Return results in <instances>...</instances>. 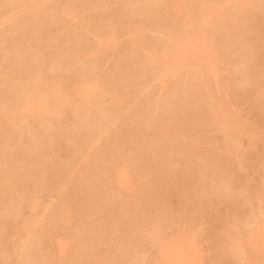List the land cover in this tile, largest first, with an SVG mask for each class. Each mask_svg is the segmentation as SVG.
Listing matches in <instances>:
<instances>
[{
  "label": "rangeland",
  "instance_id": "obj_1",
  "mask_svg": "<svg viewBox=\"0 0 264 264\" xmlns=\"http://www.w3.org/2000/svg\"><path fill=\"white\" fill-rule=\"evenodd\" d=\"M20 1H22V2H20ZM73 1L76 2V0H73ZM73 1L72 0H24V1L23 0H0V91H1L0 95L2 94V96H0V112H1L0 113V264H75V263L77 264V262L80 258L82 260H80L79 263L81 262V264H82V261H83L84 262L83 264H91V263H86L84 261V259L86 257L82 256V255H87L86 250L88 251L89 249H92L90 252L93 254H96V252L94 253L92 251H98V253L96 255H97V257L101 258V261H103V259L106 260L108 258L106 261H103V263H101V264H109V262H111L110 257L111 256L113 257L112 253L113 252L116 253L117 251H115V249L116 248L118 249V247H119V246L116 247V244L120 245V242H122V239H123V241H126V240H128V238H130L133 235H135V236H133V238L131 237L132 239L127 241V242H129V241L131 242V240H132V243H130V242L129 243H130V246H132V245L133 246L129 247L128 246L129 244L127 243L128 244L127 246L129 247V250L127 253H129V255L127 253H125V255H127V257L124 255L125 259L123 260V262H126V263H123V264H159L162 257H163V259H165L164 258L165 254L167 255V256H165L166 259L167 258L169 259V256L171 257V255H172L171 258H173L172 259L173 262L176 261V263H173V264H264V168H263L264 164H262L264 162L263 161L264 159H262V158H264V51L260 50L261 53L258 51L254 52V53H250L252 51L249 52L248 50H251L252 47H250L248 45V43H249L248 40L249 39L251 40V37H253V36L250 35L251 37H249V34L247 35V34L243 33V31L240 30V27L236 28L237 29V31H236L235 28H233V25H231V27L233 29V30L231 29V33H233L235 35V37H233V39H232V36L229 35V37L231 36V38H229V37L227 38L228 35H226V39H228V40H225V41L228 42V43L226 42L228 46H226V45H225L226 47L223 46V47H225V48H223V51H224V49L226 50V52H225L226 54L224 53L225 57H222L223 53H222V56L220 55L221 52H223L220 50L218 53L220 55V57H218L217 56L218 54H217L216 55L217 58H215V60H216L215 64L217 67L215 66L214 72H217V71L218 72L213 73L214 76L221 79L222 82H225L224 86H226L227 88L226 87H223V88L228 89L227 90L228 95L229 94L230 95L227 96V92H223L222 89H219V91H218V87L221 86V85L217 86V84H219V83H217V81L219 80L218 78L213 76L211 78V80L214 82L210 83L212 86L211 89L215 90V91L213 90V92L211 93V96H212V94H214V92H215V94L221 93V90H222V93H225V94H221V95H223V97H225L224 95H226L227 97L231 98L232 101L234 99H236L233 101V103L230 102L231 100L229 101L230 103H232L234 105V107H232L233 105L229 103L228 105L229 106L232 105V106H230L227 109V111L224 112V109H222L224 114L225 115L227 114V117H225V115L222 116L223 112L221 114L219 113V112H221L220 108H222V106H220V108L218 106L215 107V108H217L215 111H218V109H219V112H217L213 116V114L210 113V111H211L212 107L214 109V106H213L214 104H212L211 106H206L207 108L211 107L210 110H207V109L205 110V111L209 112V114L201 108H200L199 114H198V112H195V108L193 110V108L191 106V109L193 110V116H190L192 113L191 112L192 110L191 109L188 110L187 105L188 104L190 105L193 103V101H191V100H193L192 99L193 97L191 94H189V93L187 94V92H184L185 89L188 90L187 87L189 86V84L186 88L184 87L185 89L183 91H182L183 84L181 85V87H180V85H178L180 88H182L181 90H179V91H181L180 92L181 96L180 95L177 96L179 94V92L177 93V91L175 92V93H177V95H175L174 89H176V87H178V86H176L177 84L175 83L174 80H176L177 83L179 80H177L175 78L173 81H171V80L173 79V77L179 78L178 76H180V77L183 76L182 78H184L185 73H187L186 71H188L186 69L187 67L189 69V67H191V65H192V67L190 69L191 70H192V68L194 69V63L193 62L195 60L191 61V65H190V63H187L189 65H187L186 63L183 64V67L185 65H186V67L185 68L182 67L183 70H182V68H180L179 71H180L181 75H179L177 73L178 76L177 75L176 76L171 75L172 76L171 77L168 74L167 75L162 74V76L160 74L156 75L155 71H154V74H155V77H154V75H150L151 73H153L152 70H151V72H150V70H149V72L146 71L147 73L143 72L144 77H145L144 81L145 80H147V81H145V83H143L140 80V82H142V83H139L138 85H137V82H139V81L135 82L136 84L134 86L140 85V88L138 87L139 90H137V91H136L137 87L136 88L134 87L135 88V90L133 89L134 91H132L130 88H128V90H131V92H133V93L136 91L137 92L136 95L138 97H139V95L141 98L143 96H145V97H143V99L145 98V100L140 99V100H142V102L139 103V101H140L139 99H138V101L136 99H134V100H132V102L131 101L128 102V103L131 102L130 104H127L128 98L126 100L124 99L125 100L124 101L122 98V94L120 93L121 88H122V84H121L122 82L120 83V86L118 87L119 88L118 94L114 92V91H118L117 90L118 88H115V86L117 87L118 84L115 83L117 85L114 84V86L112 85L113 83L111 84V79L114 80L116 78V75L119 76L118 68L117 67H116V69L114 68L115 67L114 63H117L115 61L120 60L122 58V56H124L125 54H126L125 56L127 57V55H128L127 53L129 51V49L132 48L133 46H134L133 49L135 48L134 50H135V53L137 54V56L139 54H140V56H142V55L148 56L149 52H151L153 49H146V47H144L145 43L144 44L142 43V41H144L142 36L144 37V35L147 39L149 38L148 41L150 39H154V40H156L157 43L161 42L162 44H163V42H166V40H164V39H168V38L174 39L173 38L174 36L170 35L171 37H169L167 34V37H168L167 38V37H164V34H166V33L163 34L160 31L159 32L156 31V28H159V27L155 28L156 23L154 24L155 25L154 27H151V25L149 26L148 21H150L151 19H148V18H151L152 16L157 17L159 15V13H160L159 16H164V15L168 16L167 13L171 15V13H172L171 11L172 10L175 11V9H173V6H174V8L176 6L178 9L183 8V7L186 8V6H187L186 3H188V2L192 3L193 1L195 2V0H187L188 2L186 0H184V1L179 0L182 2L181 5H183V6H180V8L178 6L179 1H177V0H173L175 3L177 2L176 4L171 0H169V2L171 1L170 4H169V2H167L168 0H166V2L164 0H162V1H164L163 3L161 0H159V2L156 1L158 3H160V2L162 3V4L160 3L159 7H158V5L155 6V4H158V3H155V1L152 2L153 0L150 2H149V0H138V1H135V0H101L100 3H99L100 0H96L97 2L95 0H81V1L78 0V3L80 2L79 5L81 4V7L79 5H76V6H79L81 9H84V11H85V8L88 10V11L86 10V12H84L83 15L80 11V8L77 9V11L75 12V10L73 9V6H72ZM89 1L91 4L89 3ZM91 1L92 2L95 1L94 6L95 5L101 6V5H97V4H101V3L102 4L104 3V4L101 7L95 8ZM185 1H186V3H184ZM219 1H220V3H218V4H220V6H221L220 7L218 5L219 6L218 9L220 10L219 12L222 11L223 12L222 14H224L225 12L229 13L230 16L233 14L232 11L234 9L235 10L237 9L236 4L240 2V1L237 2L238 0H219ZM253 1L255 3L258 2V4L260 6L256 5L257 7L256 6H254V8L250 7L251 3H254ZM136 2L138 3L137 5H141V6L143 5V8L141 6H139V7H141L140 10L149 8L146 5L149 2L150 3L149 5L151 7H154V8L158 7L159 8L158 12L154 11V8H152L153 9L152 11H154V12H156V14L157 13L158 14L156 15L153 12L155 15L154 14L152 15V13H150V15H152V16L149 17L150 15L148 16L147 15L148 13L146 14V12H147L146 11L144 13L145 17L147 16L146 18L148 19L147 20L145 18L147 20L146 24L144 23L145 19H142V17H144L143 14H142V16H136V15H133L134 17H132V15L130 16L129 13L132 12L133 10L129 11L128 8L130 7L132 9V7L127 6V5H131L129 3H134L136 5ZM22 3H25V5ZM166 3L169 7H171V4L174 3V5L171 7L172 10L170 11V13H169L170 8L168 10V6L165 7ZM190 3H189V5H190ZM242 3H244V2L241 0V3H239V5ZM246 3L247 4L249 3L248 6L249 5L250 6L248 7L249 9L247 7H246L247 8L246 9L245 5H244L243 12H244V10H248L247 12L250 13L249 10L255 9V7L258 9V7H260L258 9V11H256V12H259V13L261 12L260 14L263 15V13H264V0H248V2L246 1ZM255 3H254V5H255ZM19 4L20 5L22 4L21 6H23V7H21ZM85 4H87V5H85ZM89 4L91 5L90 6L91 7L90 12H89V8H88ZM152 4L154 6H152ZM198 4H200V3L198 2ZM144 5H146V8ZM179 5H180V3H179ZM191 5H193V3ZM206 5H207V2H206ZM240 6H238V7H240ZM83 7H85V8H83ZM102 7H104L105 9H103ZM122 7H124V8H122ZM191 7H193V6H191ZM99 8H100V10H99ZM101 8L104 10L103 12L101 11L102 10ZM133 8H135L134 5H133ZM158 8H156L155 10H157ZM27 9L30 11L27 12ZM70 9L71 10L73 9V10L71 11ZM126 9H128V12L126 11ZM160 9H161V12L163 14L164 13H166V14L163 15L161 12H159ZM163 9H165V11H167V12L162 11ZM178 9H177V11L179 12ZM183 9L180 12V14L178 13L179 15H181L183 11L185 12V9L184 10ZM193 9L195 11L196 8L194 7ZM193 9H189V10H193ZM147 10H149V9H147ZM69 11H71V13ZM78 11H80V12H78ZM100 11H101V13H100ZM119 11H120V13H119ZM174 11H173V13H175ZM23 12H25V13H23ZM72 12H73V14H72ZM195 12H194V14H195ZM103 13H104V15H103ZM23 14L25 17L21 16ZM79 14H80L82 19L79 16H77ZM88 14H90V15H88ZM98 14H100V15L98 16ZM101 14L103 16H107L108 18L111 17L112 21H113L112 17L116 16V20H117V18H119V16H120L121 19L119 18L117 23L119 22L118 24H120V26H122V27H120L119 30L117 28V27H119L118 24H117L118 25L117 27H115L116 25H112L113 22H115V24H116L115 18H114L113 22H109L111 24H108L109 26L112 25L113 29L117 28V30L116 29L113 30V32L115 31L113 34L114 36L111 35V33L109 32V30H110L109 28L111 26L109 27L107 25L108 22L106 21V19H108V18L105 17L102 20L103 16H101ZM111 14H112V16H111ZM128 14L132 19L130 17H128ZM136 14H138V13H136ZM139 14H140V12H139ZM175 14H177V13H175ZM84 15H87L86 16L87 18H85ZM122 15H123V17H122ZM185 15L187 17V14H185ZM245 15H248V14H245ZM90 16H92L91 17L92 20H90V18H89ZM96 16L97 17L101 16V18H100L101 20L99 18H97ZM22 17L24 19H22ZM93 17H94L95 21L100 20V21H98L99 25H100V32L97 30L96 31L94 30L96 32L95 33L93 31V29L90 30L91 27L88 28L89 27V25H88L89 21L90 22L93 21ZM137 17L141 20H139ZM153 17H152V19H153ZM179 17L182 19L181 16H178L177 20L180 19ZM186 17L183 18L184 19L183 21H185ZM223 17L224 16L222 15L221 18H223ZM246 17L249 18V16H246ZM88 18H89V20H88ZM127 18H129V19H127ZM155 18H154V20H156ZM221 18L219 16V19L221 20L220 22H223L224 20L222 21ZM242 18H244V17H242ZM83 19H85L86 21ZM158 19H159V17H158ZM216 19H218V18H216ZM226 19H228V18H225V20ZM108 21H110V19H108ZM127 21H129V22H127ZM152 21H150V23H152ZM215 21H217V20H215ZM85 22H87L88 24L86 25ZM138 22H140V23H138ZM217 22H219V20ZM217 22H215V23H217ZM100 23H102V24H100ZM181 23H182V21H181ZM141 24L143 25V27L139 31L140 32L142 31V34L139 31H137V29L140 28L139 25L142 26ZM144 24L147 26H144ZM175 24L177 25V27L179 26L177 23H175ZM230 24H231V22H230ZM101 25H102V27H103V25H105L104 27H106V25H107L106 28H108V29L104 30V32H106V33H103V29L101 28ZM160 27H161V25H160ZM185 27L188 28L187 26H185ZM163 28L164 27L159 28V29H163ZM175 28H173V30ZM192 28L189 27L190 30H197L198 29V28L197 29H195V28L192 29ZM67 29H69V30L66 31ZM135 29H136V31H135ZM190 30H188V31L190 32ZM205 30H206V28H204V33L206 31H208V30H206V31ZM239 30H240V32H239ZM234 31L237 34L239 32L240 35L238 34V36H240V37H238ZM66 32H68V33H66ZM191 32L193 34V31H191ZM197 32L194 31V34ZM259 32L260 31H258L257 33H259ZM261 32H260V35L262 34L264 36V34ZM69 33H72V34H69ZM137 33L139 36L137 35ZM204 33L201 34L199 32V34L204 36V37L201 36L204 39H202L200 37V35H198V34H195L194 36L196 37V35H198L197 38L200 37L202 39V41L204 42V40H206L210 37L211 32H208L209 34L206 32L209 36H206V33L204 35ZM242 33L244 35H246V36H244V38H243ZM101 34H102V36H103V34H105V35L108 34L107 35L108 37L110 35H111V37L113 36L114 38L113 37L112 38L110 37V38L112 40L117 39V40H115V41H117L116 44H113V45L109 44L108 46H106V48L108 47L107 48L108 50L106 49V51H105L104 47H102L103 49L100 48L97 45H98V38H99L98 36H101ZM162 34H163V38L161 37ZM214 34H215V32H214ZM214 34H213V36H214ZM250 34H253V33H250ZM140 35H141V39H142V40H140L141 44L138 42L139 41L138 37H140ZM255 35H258V34H254V36ZM262 35H261V37H259V36H257V37L263 39ZM247 36L249 37L248 40H247ZM104 37H106V36H104ZM211 37H212V35H211ZM211 37H210V39H211ZM216 37H218V36L216 35ZM257 37H255V38L257 39ZM105 39H108V38L106 37ZM213 39L218 40L217 38H213ZM229 39H232V40H229ZM67 40H69V43L74 42V40H80V42H79L80 45L86 44V42H87V46L89 48L91 47L92 50H91V48L90 49L89 48L84 49L85 48V45H84V48L83 49L81 48L82 50L78 51L77 50L78 47H76L74 45L73 50L76 47V49H75L76 51H74V53H72V51H71L72 47H71V49H69V47L66 44L68 42ZM198 40H200V39H198ZM81 41H82V43H81ZM174 41L176 42V41H178V39L173 40V42ZM209 41L206 40V42H204V43L207 44L208 46L210 44L211 48H209V47H207V48H208V50L210 49L209 51H211L212 48L216 44L215 45L213 44L214 45L213 46L211 44V42H209ZM257 41H259V40H257ZM154 42H153V44H154ZM156 42H155V44H156ZM261 42L264 43V40ZM235 43H237V44H235ZM262 43H261V46H262V48H264V44H262ZM149 44H150V42H149ZM162 44L155 45L156 47L157 46L161 47V49H160V47L157 48V50L159 52L163 51L162 47L164 48L166 46V45L161 46ZM229 44H231V45H229ZM251 44H252V42H251ZM69 45L71 46V44H69ZM115 45L117 47H115ZM151 45H152V43H151ZM168 45L171 46V44H168ZM145 46H146V44H145ZM231 46H232V48L233 47L234 48L233 49L231 48V50H230ZM240 46L243 47L242 49H244L246 52L248 51L249 54H252L251 55L252 57L253 56H254V58L257 57L256 59L260 60V61H258L256 59L251 60V56L248 55V57L250 59L247 61L251 60L252 61L251 63H253V61L255 60L257 62V63L255 62V64H254L255 67L252 64L251 66L253 68H251L250 65L248 64V62L246 60L244 61L243 52L241 54L238 51V50H240V49H238ZM120 47L122 48V50ZM247 47H249V48L247 49ZM96 48L98 49V52H95V51H97ZM116 48L117 49L119 48L121 51L119 52V50H117ZM182 48L185 51L184 46H182ZM182 48L180 50H181V52L184 53ZM215 48H213V50ZM68 49H69V51H68ZM99 49H100L101 53L99 52ZM114 49H116V50H114ZM166 49H165V51H166ZM64 50L67 53H65ZM86 50L87 51L89 50V51L87 53H85ZM103 50L105 51L104 54H102ZM233 50H235V51H233ZM255 50L256 49H254V51ZM123 51L125 53L124 55H123ZM176 51H178V48H176ZM186 51H188V50H186ZM240 51H243V50H240ZM82 52H84V53H82ZM92 52L94 53V55H96L95 58H94V55ZM181 52H179V53H181ZM98 53H99V55L101 54L102 56L99 57V55H97ZM154 53H155L154 51L152 54L150 53L151 56L157 55L156 53L155 54ZM238 53H240L239 55L243 56V57L241 56V58H243V60H240L241 58L239 55H237ZM65 54L66 55L69 54V55H67L68 57ZM205 54H206V52H205ZM227 54L229 55L228 57L226 56ZM246 54H248V53H246ZM246 54H245V56H246ZM253 54H255V55H253ZM118 55L120 58L118 57V59H117ZM132 55L135 56L134 53ZM258 55H259V58H258ZM140 56L136 57V59L133 58V60L130 59V61L132 60V62L129 63L130 65L128 64V61H127L128 57H127V60H126L127 63L125 64L126 68L124 67V71H125V69H127L126 73L128 72L126 75H129V76L132 75L135 77L136 70L138 71V69L140 67L144 68L145 70H148V68L153 66V65H151L152 63L150 64L147 62H142L144 60L142 58H144V57L143 56L140 57ZM70 57H72V58H70ZM205 57L208 58V56H206V55H205ZM237 57H239V58H237ZM96 58L97 59L101 58V59H99L100 63L97 62ZM219 58H221L223 60H224V58H227V59L225 60L226 61L225 62L223 60H220ZM139 59H142V60L139 62L138 61ZM217 59H219V63L221 62L224 64L220 63V65H219ZM113 60H115V61H113ZM136 60L138 62H135ZM67 61H70V62L67 63ZM213 61L214 60H212V62ZM242 61L247 62V65L245 63H243V64H245V66L249 65V67L246 68L242 64ZM134 62H135V65L138 63L139 64L136 65V67L134 66V68H133ZM27 63H29V64H27ZM91 63H93V64H91ZM95 63H99V64L96 65ZM145 63H147V65ZM110 64L111 65L114 64V66H111ZM217 64L219 65L220 70H219V67ZM22 65H25L24 67L25 68L28 67V68L25 69ZM87 65L90 67V71L92 73H94L93 75L90 74V71H87L89 69L85 70V68H89V67H87ZM109 66L113 67L116 70V72ZM243 66L245 68H243ZM81 67L83 69H81ZM91 67H92V69H91ZM196 67H195V70H196ZM153 68H154V66H153ZM156 68L157 67L155 66V68L153 70H155ZM216 68H218V69H216ZM241 68H243V70ZM254 68H256V70ZM108 69L109 70L112 69L111 71L114 74L115 73H117V74H115V75L113 73H112L113 75L111 73L108 74L109 73ZM140 70H141V68H140ZM244 70H246V71H244ZM252 70H254L255 73L252 72ZM181 71H184V72H181ZM248 71L252 72L255 75H253L252 73H249ZM190 72H192V71H190ZM139 73H140V71L137 74H139ZM182 73H184V75ZM88 74H90V76ZM106 74L109 75L108 76L109 78L107 77ZM147 74H149L150 76ZM6 75L12 76L13 81L11 79H8L9 77L7 76L8 77L7 78ZM66 75H68V76H66ZM83 75H86L87 77L86 76L84 77ZM95 75H97V76L99 75L98 78L99 77L101 78V79L99 78V81L102 80V82H103V80H105V78H107L106 80L108 82L106 84H108V85L104 84V87L106 85L108 88L107 87H106L107 89L102 88V89L107 90L106 92H105V90H102L101 88L96 89L97 92H100L98 94L99 99H97V101H96V99L95 100L92 99V100H93L94 105L97 102L96 107H98V108H96V107L91 108V106L88 104L90 102L89 101L90 99L89 100L86 99L89 102H86L85 99H83V97H82L83 100L80 99V96H78L79 94L77 92H80L79 89H81L83 87L81 85H84V83L88 84L92 80L96 79V78H93V79L91 78L92 80H90V81L88 79L91 76L93 77ZM105 75H106V77H105ZM158 75H160L161 77H158ZM248 75H250V76H248ZM101 76H103V77H101ZM129 76H127V78H129ZM148 76H149V78H147ZM83 77H84V79H83ZM251 77L252 78L254 77L253 78L255 80L254 83H253L254 80ZM14 78H16L17 81ZM57 78L60 80H58ZM81 78L83 80H85V82L83 80L79 81V80H81ZM5 79H7L6 81H8V82H6ZM76 79L79 81L78 83L82 82L81 84H79L81 87L79 85H77L78 87H80L79 89H77V92H76V88H78V87H76V84H78V83H76ZM86 79H88L87 81H89V82L86 83ZM216 79H218V80L216 81ZM109 80H110V82H109ZM137 80H138V78H137ZM10 81H11V83H10ZM65 81H67L68 83L70 81H74V83L72 82V84H71V82H70L69 83L70 85H69ZM182 81H183V79H181L180 82H182ZM221 81H220V83H221ZM57 82H58V84L56 85V88H58V90L55 88V84ZM61 82H64V84H62ZM215 82H216V84H215ZM7 83H9V85ZM59 83H61V86H59ZM173 83L175 84L176 87L173 85ZM187 83H189V82H187ZM65 84L67 85V87ZM99 84L96 83L97 86ZM141 84H144V85H141ZM221 84H223V83H221ZM62 85H63V87H62ZM96 85H95V87H96ZM171 85L174 86L172 93L170 92V90L172 89ZM68 86H70V87H68ZM192 86H194V85H192ZM222 86L220 88H222ZM60 87H62V90L64 93L63 95L65 98H67V100L65 98L62 99L63 96L61 97V95H62L60 93L61 90L59 91ZM100 87H103V84H101ZM190 87L191 86H189V88ZM230 87H232L235 90H233ZM54 88H55V91L57 90L56 92L54 91ZM64 88L66 90H68L69 92L66 91ZM73 88L75 89V92H72L74 90ZM112 89H113V91H112ZM190 89H192V88H190ZM211 89H210V91H211ZM226 89H225V91H226ZM98 90H100V91H98ZM167 90H169L170 94H172L173 97H175V96L176 97L173 99L172 96L169 94V92H167ZM187 90H185V91H187ZM58 91H59L58 95H60V97L57 95ZM109 91L111 93L112 92H114V93H112V95L106 94ZM18 92H20V93L18 94ZM128 92L131 93L130 91H128ZM189 92H191V90ZM27 93L30 95H28ZM76 93L78 94L77 96H75ZM138 93H139V95H138ZM167 93H168V95H167ZM184 93H186L188 95V97ZM7 94L10 95L11 99L9 96H7ZM54 94H56L55 97H54ZM100 94H102L104 97L102 98V95H100ZM113 94H115V95L117 94L118 98H120V99L118 100V102L115 103V105H114L115 108L113 107L114 108L113 110H115V112H116V116L118 114L117 119L115 121L117 124L112 120L114 122L113 126H115V127L118 126L117 128L114 127L115 128L114 132H115L116 136L114 137V133L112 132L113 134H111V136H113V137H110L109 136L110 135L109 132H111L110 130H108L107 133L104 132L105 134H103V132L99 133L100 131H102V129L100 130L99 128L101 126H103L102 122H104L103 119H104L105 114H106V116L108 115L107 113H104L103 112L104 109L102 110L101 108H104L105 105H108V106H106L105 109L110 107V104H109L110 103L109 102L110 97L112 99H114V97H115V99H118ZM19 95H20V97H19ZM189 95H191L190 96L191 100L189 98ZM26 96H28V97H26ZM34 96H35V98H34ZM36 96L39 97L38 98L39 101H37V103H35L36 101L33 102L31 100L33 98H34V100L37 99ZM108 96H110V97L108 98ZM217 96L219 97L218 94H217ZM232 96L235 98H233ZM25 97H26V99H28L30 97L31 99L30 98L29 99L33 103H35L34 104L35 108L33 107L32 108L33 111H31L32 113L30 112L31 109L28 111V108H31L30 107V104H32L31 102H30V104L28 102H26V104L29 105V106L27 105L28 108L26 105H23V104H25V101H27L25 99ZM40 97H41V99H40ZM163 97L165 98L164 101H166V99H168L166 101L167 103H170V102L173 103V105L171 104L172 105L171 107L176 106V107L180 108L179 107L180 105H184L186 103L185 105L187 106V108H185V109H187L188 112H186V111L185 112L188 114L191 112L189 116L192 117V119L194 118V115H196V113L200 117L198 115H196L195 117L197 119L198 118L200 119L202 116L203 117V118H201L202 120L206 117V115H208L206 118L209 119V124L206 123V121H207L206 118H205L204 122L201 121V119L200 120L198 119L197 122H194L196 120V118H194L195 120L193 119L194 120V121H192L193 123L190 121L191 119H189L191 128H189V129L187 128V129L189 131H190V129H192L191 136L193 134V138L194 137L196 138V136L198 137V135L200 137L201 135L203 136L205 134V136H208L210 139H208L207 137L206 138L208 140H211V141H210V143L204 142L205 144H203V143L199 144V141L195 140L196 142L197 141L198 142L196 144L194 143L195 141L192 142V143H194V145L192 144L191 149L188 148V151H189V149L191 150V152H189L190 154L186 153L185 156L183 155V157H186L189 154L188 157H186L185 159H179V160H178V157H176V154H174L176 152V150L174 149V146L173 147L170 146L171 148H173L175 150V152L173 151V153H172L173 149H171V152H169L170 150H167L170 153V156H169V153H167V151H166V153H165L166 155H164V156H166L167 158L166 157H163V158H164V160H168V161L163 162V160H162V162H161V163H165V165L161 164V166H160L158 163H156V161L158 162V159L155 158L156 161L153 160L154 162L151 160H148L147 162L150 161L151 163L150 162L146 163L145 164L146 166L145 165H143V167L137 166L139 168V172H138V170L136 168V164L137 163L139 164L138 160L143 161V159L141 160L138 158L140 155L139 152H138L139 153L138 156H136V154L132 156L129 154V152H133V151L128 152V150H130L132 148L134 150L136 147H138L139 149H142L143 144L142 143L140 144V141L136 140V138L139 139V138H142L144 136L143 137L144 139H148V137L145 135H146V133H147V135L149 133H152V131L150 130V132H149L148 129H150V128L147 129V127L140 126V124L142 123L141 121H147V120H145V118H147L149 120H151L152 118L151 119L148 118L149 115L148 116L147 115L141 116V114H143V112H141L140 115L138 114L137 116L138 117L141 116V117H139V118L136 117V119L137 120L140 119L141 121L140 120H138V121L141 123L139 125L134 123V125L140 126L141 129L144 127L145 129H143V130L140 129V130H141V133H145V132L146 133H145V135H143V134H140V131H139L138 133L140 134L139 135L140 137H138V134H137V136L135 135L133 137V135L136 133V131L134 132V134L131 132L133 129L131 130L130 129L131 127L128 128L127 124H129V123L126 124L128 129L126 128V126H124V124L122 122L125 123V121L122 120L121 115L127 114V116H128L129 113L134 114L135 112H137L138 110L141 109L140 104L143 103L142 109L145 106H148V108L145 107L146 108L145 112H146V110L150 111V113L152 111L153 115H155L157 117L159 115L158 114L159 111L156 109L157 108L156 106L157 105L159 106V104H156V103H158V102L163 103L164 101H161V100H163ZM218 97H216V99ZM227 97H225V98H227ZM69 98H71V99H69ZM95 98H97V96ZM159 98H161V99H159ZM176 98H178V99H176ZM7 99L9 100V102ZM17 99H18V102L20 100L23 104L21 102L18 103ZM72 99L76 100L75 103ZM169 99H171V100H169ZM182 99H184V100H182ZM98 100H99V102H98ZM157 100H159V101H157ZM178 100L180 101V103L178 102ZM63 101L64 102L66 101V102L63 103ZM67 101H70V102H67ZM105 101L107 103H103ZM168 101H170V102H168ZM221 101H223V100H221ZM227 101L225 103H228ZM42 102H44L48 106V107L45 106L47 110L46 109L43 110L44 106L42 108V105H44V104H42ZM177 102H178V104H177ZM81 103H84L85 105L87 104L90 107L88 106V108H87V106H86L87 110L86 109L81 110L85 106L84 104H81ZM100 103H101V105H98ZM102 103L105 105L103 106ZM223 103H224V101H223ZM17 104H19V105H17ZM80 104L82 105V107L80 106ZM113 104L114 103H112L111 105H113ZM176 104L179 106H177ZM79 106L81 107V109ZM186 106H183V107H186ZM224 106L227 107V104ZM224 106H223V108H224ZM38 107L41 108V112H43V113L39 114L40 109H38ZM154 107H156V108L154 109ZM21 108L25 109V111H23ZM36 108H37L38 112L34 113V116H36L37 114H39V115L36 117L30 116V113L33 114V112H34V110H36ZM119 108L122 112L120 110L118 111ZM137 108H138V110H137ZM150 108H152V109H150ZM202 108H204V107H202ZM79 109H80V111H78ZM153 109L156 111H153ZM2 110L4 112H2ZM108 110H110V109H108ZM178 110H177V112L181 111V110L180 111H178ZM201 110H202V114L200 115ZM5 111H7V112H5ZM83 111H85V112H83ZM96 111H97V113H96ZM196 111H198V109H196ZM27 112L28 113L30 112L29 116H28ZM79 112H80V114H79ZM101 112H103L104 115ZM204 112L207 113L204 115L205 117L203 116ZM120 113H121V115H120ZM231 113L233 115H236L235 118L237 117V120H239V122L236 121L237 124L233 125V129L229 130L230 132H228V130L226 129L227 123H226V120H224V119H228L229 118L228 115L232 116ZM131 114L129 116L135 117L134 115H131ZM146 114H148V112ZM211 114H212V116H210ZM6 115H8V116H6ZM125 115H122V117L124 116L123 118H126L127 116H125ZM155 116H153V118H156ZM113 117H114V115H113ZM150 117H151V115H150ZM159 117H160V115H159ZM157 119L160 120V118H157ZM234 121H231V122H234ZM119 123H121L122 126H120L121 124L118 125ZM248 123L251 124V126L247 125ZM86 124H87V126H86ZM142 124L145 125L144 123H142ZM134 125H132L133 128L135 127ZM105 126L106 125L104 124V127ZM104 127H103V129L105 130ZM249 127H253V128H249ZM88 128H89V130H88ZM135 128H134V130L139 129V127H137L136 129ZM92 129L95 130V132H97L98 135L102 134L103 137L108 136V138L110 137L109 139H111V140H109L108 138L106 139V137L103 138L101 135H100L99 140H98L97 133H95V134L92 133L91 132V131H93ZM110 129H111V127H110ZM248 129H249V131H248ZM251 129L254 131L250 132ZM145 130H147L148 132ZM108 133H109V135H108ZM83 134L84 135L91 134V137H90V135L89 136L87 135V137L81 136ZM93 134L97 135V136H93ZM150 135H148V136H150ZM78 136L79 137L81 136V138H79ZM152 136H153V133L151 135V138H152ZM83 137H84V139H83ZM131 137H133V138L131 139ZM85 138H87V139L85 140ZM114 138L116 141L114 140ZM151 138H149L148 140H151ZM91 139H92V141H91ZM93 140H95L96 143ZM4 141H6V143H8V144H6ZM83 141H84V143H83ZM97 141H98V143H97ZM106 141H110V142L113 141V142L110 143V142H106ZM3 142H4V144H3ZM78 142H79V144H78ZM133 142H135L136 144L134 145ZM145 142L146 141L143 142L144 145H145ZM151 142L153 143V142H155V140L151 141ZM167 142L168 141H166V143ZM80 143L82 145L84 144L85 149H83V147L81 146ZM130 143H131L132 148H130L131 147ZM92 144L96 145V146H92ZM118 144L120 146H124V147H119ZM127 144H128V146H130V147H128L129 149L126 148ZM206 144H209V145H206ZM226 144L227 145L230 144V149H229V146H227ZM103 145L106 146L107 148L104 147ZM111 145H114V146H111ZM89 146H91V148ZM115 146L118 149H120V148L123 149V150L122 149H120V150H121V152L123 151L122 154H124L125 156L119 155L122 158L124 157L123 159L116 158L117 154H115V151H117L118 149H114ZM224 146H227L228 149L230 150L229 151L230 157L228 159V162H229L228 164H224L223 161H220V160H222L221 155H223V152H221V151L223 150L225 152L228 150V149L225 150L226 148L223 149ZM88 147L90 148V150H92V152L90 150H88L89 149ZM94 147H95V149H94ZM98 147L100 150L98 149ZM111 147L112 148L114 147L113 150ZM144 147H146V146H144ZM103 148H106V149H103ZM212 148L217 149L219 152L217 150L216 151L218 153L215 150H214V152H211L210 149L213 151ZM71 150H72V152H71ZM87 150H88V154H87ZM125 150L128 152L129 155H126L127 153H125ZM112 151H114V153H112ZM135 151H137V149ZM89 152H91V153H89ZM98 153H99V155H97ZM86 154H87V156L85 157L84 155H86ZM216 154L217 155L219 154L217 158H216V156H217ZM94 155H96V156H94ZM112 155L114 156V158L111 159ZM214 155H216V156H214ZM168 156H169V158H168ZM96 157H98V158H96ZM134 157H137V158L135 159ZM95 158L98 161L99 160H101V162L103 161L104 166L106 164L107 167L109 166L111 168L106 170L107 167L102 166L103 164L97 162ZM140 158H142L141 155H140ZM151 159H153V157H151ZM88 160H90L91 166H90ZM41 161H42V163H41ZM185 161L188 163H186ZM43 162L45 163V166H46V164H50L51 168H49L48 165H47V167H48V169H51V174H56L58 172L59 177H57L55 175L56 179L55 178H53L51 180L49 179V182H47V183L46 182H39L40 181V180L38 181L39 177L37 178V175L39 173V169L37 168L38 169V172H37V169H35V166H37V167L40 165L43 166L44 165ZM84 162H86L89 166L86 163H85L86 165L83 166ZM93 162H97V163H95V165H94ZM109 162H112V164L110 163L112 166L109 164ZM117 162H119V163L116 165ZM182 162H184V165L182 164ZM224 162H226V161H224ZM130 163H131V166H130ZM143 163H145V162H143ZM185 163H186V165H188L190 167L192 166V168H193L191 173H190L191 175L184 173L186 176L189 175L188 177L184 176V174H183L184 168H185L184 167ZM33 164H35V165H33ZM36 164H38V165H36ZM97 164H99L101 169L102 168L103 169L101 170ZM125 164L127 165V167L130 166L128 169L135 170V168H136L135 171L132 170V173L133 174L137 173V175L135 174V176H133V174H132V177H136V176L137 177H136V179H135L136 181L134 183H128V185H125L127 187L124 188L122 192H121V190H120V192H118V190L121 189V187L123 188L124 186L119 185L120 187L118 186L119 187V189H118L116 186H114L115 183H117V182H114L113 186H112V183L109 182V184H111L109 187L108 186L109 184L108 185L106 184V180L108 181L109 177L111 179V176H113L112 178H114V176L116 177V175H113L111 173L114 172V174H115V171L117 170L115 168H119L120 170L124 169L126 166ZM149 164H150V166L152 165L151 166L152 170H151ZM155 164H156L157 169L154 167ZM221 164H222V166H221ZM92 165H94L93 167L97 166L96 167L97 170L95 169L97 171V173L93 174L91 172L90 169L93 168ZM119 165H121L122 167ZM162 165H163L164 170L161 168ZM86 166L88 168H90L89 172H91L90 174H92V176L88 175V177H87L84 175L83 170H84V168H87ZM139 166H142V163H141V165L139 164ZM227 166L229 167V169ZM3 167H5L4 169L8 168L9 170L7 169V170L3 171ZM220 167H222V168L224 167L225 169H220ZM113 168H114V171H112ZM144 168H145V170H144L145 173H143V171H141ZM33 169H35V170L33 171ZM48 169L46 171H48ZM59 169H61V170H59ZM125 169H127V168H125ZM128 169L126 171H128ZM98 170L102 171V172H104V170H105V172L103 174H102V172L98 173L99 172ZM153 170L154 171L157 170L156 172H157L158 176H157L156 172L153 173L154 172ZM80 171L83 172L82 174L84 175L85 178L82 177L83 175L79 174ZM92 171H94V169ZM110 171H111V173H110ZM159 171H160V173H162V175L164 173V175L162 176L159 173ZM222 171H224V172H222ZM48 172H50V170ZM62 172H63V174H62ZM66 172H67V174H66ZM140 172L143 174V176H142V174H140V176H139ZM116 173L118 174V171H116ZM99 174H100V176H99ZM227 174H228V176H226ZM66 175H67V177H65ZM70 175H72V177ZM103 175H105L106 177H104ZM145 175H148V176H145ZM150 175L152 176V178ZM63 176L65 178H63ZM98 176L100 178L102 176L104 178H106V180H105L102 177L104 179V181L101 180V183L102 184L104 183V188H107V190H108L112 186V188L114 187V189H109V190H111V191L113 190L116 194H117V192H118V194L121 193V194H119L120 196L122 195L121 197L118 194H117L118 196L115 197V198H117V201L118 200L123 201V199L126 200V197L128 194L132 196L131 197L128 195L129 198L130 197L133 198L134 195H132V193L137 192L138 188H139V190L141 189V192H142L143 191L142 189L148 188V186H150L148 188V191L146 189L147 192L144 193L145 197L148 198L147 201L150 203V202H152V197L156 198L157 195L159 196V195L165 194V193L160 192V191L163 192L165 190L166 193L169 194V195L165 194L166 195L165 197H167L166 201H164V199H165V197H163L164 195L159 196V197H161V199L163 197L164 203L168 202L166 204L167 208L164 207L168 211L165 212L166 210L162 209V207H160L158 205L161 208V211L164 210V212L166 214L164 212H161L159 210L160 208H158V210L161 213V214L159 213L160 216H158L159 215L158 210H157V213L155 210L158 207L157 206L153 212H152V210H146V212L151 211L154 214V216L151 212L150 213L148 212V213H149V215H152V216H149L145 212L141 213V215L146 214L145 217H144V215L141 216L140 214H138V216L140 215V220H142L141 222L143 223V225H142V223L140 224L137 221V219H134V221H137V223L135 224V222H133L132 220L131 221H130V219L128 220V217L129 218L131 217V219L135 218V217L138 218L137 215L128 216V214H127V216H128L127 217L125 215L126 214L125 213L124 215L127 217V220H126V217H124V215H123V212H125V211L122 210V212H121V208L119 210L118 207H117L118 208L117 209L116 206L113 205V204H116L117 202L114 203L115 199L113 196H111L114 193L112 191L113 193L111 195L110 194L109 195L111 197H113V198H111V199H113L112 205L115 208H113V206L111 205L112 202H110L107 206L111 205L112 207L109 208L110 206L109 207L106 206L109 209L108 210L106 208L107 212L104 210L105 206H103L104 209L101 206L102 207L101 210H99L100 209V207H99L98 212H96V213L92 212V211H96V209H97V208L96 209L93 208V206L95 205V204H93V202L96 203L97 205L99 203V201L97 202V200H98L97 197L100 199L101 198L100 196L102 194H103L102 196L105 195V197H108V196H106V195H108V192H106V189H104L105 192L103 193V191H104L102 189L103 186L102 185L98 186V184H97L98 182H99V185L101 184L100 181H98V179H99V178H97ZM144 176H145V178L142 179ZM61 177L64 180H62ZM148 177H150V178H148ZM157 177H159V178L161 177L160 178L161 180H159V178H157ZM228 177H230L231 179L229 178V180H228ZM57 178L60 179L58 182L55 181V180H57ZM69 178L71 179V181H74V182L78 178L82 179L83 181L81 183V180L78 179L75 182L76 184L74 182H72V183H74L75 186L77 185L76 187L73 186V189H74L73 190L71 188L72 183L71 184L69 183V181H70ZM88 178H90V179H88ZM146 178L148 179L147 180L148 183H149L150 179H153V180H150L149 184L146 181V184H148L147 187H146V184H145V186H143L144 184H142V183H145V181L144 182H142V181L146 180ZM162 178H163V181H162ZM110 179H109V181H110ZM131 179H133V181H134V178H131ZM65 180H67L68 182ZM79 180H80V183H79ZM94 180L98 181V182H95ZM164 180L167 183H165ZM90 181H91V183H90ZM51 182H53V183H51ZM40 183H45V185L40 187L41 186ZM89 184H90V186H89ZM155 185L157 188L155 187ZM167 185L168 186L170 185V187L172 185L173 188H175L174 186H176V185H177L176 187L180 186V190L182 187L185 186L183 193L185 194V192H186V194H185L186 197L184 195L185 198L182 197L183 200L177 198V193H173V191H167L166 190L165 187ZM168 186H167V188H170ZM100 187H102L101 189L103 191L100 189ZM161 187L162 188L164 187L165 189L163 190ZM151 188H152V190H151ZM155 188L158 190H156ZM173 188L171 187V189H168V190H172ZM98 189H99V191H98ZM116 189H117V191H116ZM177 189H179V188H177ZM74 191L78 195L75 194ZM92 191H94V192L91 193ZM97 191L100 194L101 193L102 194L100 196H96L98 194ZM100 191H102V192H100ZM174 191H176V190H174ZM70 192H71V194H70ZM151 192H153V193H151ZM170 192H171V194H170ZM180 192H178V196L180 194H183ZM65 194L66 195L68 194V195L66 196ZM116 194H114V195H116ZM139 194L140 193L138 191L137 195H139ZM146 194H148V195H146ZM151 194H154V195L152 196ZM71 195H73V197H71ZM149 195L151 196V198ZM118 197H120V198L124 197V198L121 200ZM224 197L227 199H225ZM75 198H76V200L74 201ZM82 198H84V199H82ZM149 198H150V200H149ZM161 199H160V201H162ZM127 201H129V199H127ZM183 201H184V203H183ZM77 202H79V203H77ZM89 202H91L90 205H89ZM75 203L79 204V206H81V207L77 206ZM162 203L160 205L165 206V204L163 205ZM87 204H88V206H87ZM97 205H96V207H97ZM89 206H91V208H93V209H91ZM88 207L90 208V210L84 211ZM81 208H83V209H81ZM99 211L101 213L103 211L104 212V213H102L103 215ZM91 212H92V214H91ZM62 213L64 214L63 216H65L64 218L61 215ZM106 213L108 214V216H106L107 215ZM121 213H122V215H121ZM80 214L82 217L80 216ZM155 214H157V215L155 216ZM163 214H164V216H162ZM191 214H192V217H189V216H191ZM84 216H86V219L84 218ZM112 217H113V219H112ZM163 217H165V218H163ZM150 218H151V220H150ZM190 218H193V219H190ZM100 219L102 221L99 222ZM64 220H65V222H64ZM83 220H84V222L82 223ZM91 220H92V222H91ZM79 221H81V223ZM94 221H95V223H94ZM96 223H97V225H96ZM91 225H92V227H91ZM94 225H96L97 228H95L96 226L94 227ZM99 231H101V233L103 235L100 234ZM128 232L131 233L130 234L131 236H128L129 235ZM132 233H133V235H132ZM100 236H101L102 240H100V238H99ZM124 236H125V238H124ZM107 237L110 240L109 239L107 240ZM113 238H115L116 240H114ZM249 238L255 240L254 243H252L253 240L251 242L249 241V243L255 244L258 242L260 243L261 241H262V243H260L259 245L255 244V246H253V245L249 246V243H248ZM117 239H119L120 242ZM104 240H106V241H104ZM133 240H135V241H133ZM58 241L59 242L62 241V243H64V246H65V243L68 241V243H66V245L67 244L68 245L66 246V248L61 249V246L63 247V245H61L62 243H60V246H58V244H57ZM63 241H66V242H63ZM164 241H166V242H164ZM170 241H172L173 243H176V244L178 243L177 248L174 249V251L175 250H177V251L174 252L172 250L175 253V255L173 252H171V255H169L170 253L167 250V248H168L167 246L169 244H171ZM256 241H258V242H256ZM100 242H103V243L106 242L105 244L108 245V247H106V251H103L105 253L100 252L103 255L99 253V250L101 251V247H98L101 244ZM136 242H138L139 244L141 243V244L139 245ZM83 243H85V244H83ZM186 243H188V245H186ZM86 245H88V246H86ZM165 245H167V246H165ZM89 247H92V248H89ZM160 247H161V249H160ZM82 249H83V251L85 250V252H83ZM90 252L88 251V253H90ZM163 252H168L169 254L168 253L164 254ZM176 252H178V253L176 254ZM98 254H99V256H98ZM74 257H75V259L77 257V260H74L73 259ZM87 257H90V255H87ZM102 257H103V259H102ZM108 260H109V262H108ZM75 261H77V262H75ZM86 261H88V260H86ZM164 262L166 263V261L163 260L160 262V264H165ZM167 262H168L167 264H170V262L168 260H167ZM121 264H122V262H121Z\"/></svg>",
  "mask_w": 264,
  "mask_h": 264
},
{
  "label": "bare ground",
  "instance_id": "obj_2",
  "mask_svg": "<svg viewBox=\"0 0 264 264\" xmlns=\"http://www.w3.org/2000/svg\"><path fill=\"white\" fill-rule=\"evenodd\" d=\"M23 1H24V0H23ZM72 1H73V0H72ZM80 1H81V0H80ZM95 1H96V0H95ZM95 1H93V2L91 1L92 4H93V6H94V2H95ZM135 1H138V0H135ZM150 1H152V0H149V2H150ZM154 1H155V3H158V2H159V0H153L152 2H154ZM156 1H158V2H156ZM161 1H162V0H161ZM164 1L166 2V0H164ZM164 1H162V3H163ZM171 1H173V0H171ZM171 1L169 2V0H168L167 2H169V4H170ZM177 1H179V0H177ZM183 1H184V0H183ZM186 1H187V0H186ZM186 1H185L184 3H186ZM239 1H240V2H239ZM242 1H243L244 3L240 4L241 6L239 5V3H241V0H238V1H237V2H239V3L236 4L237 9H236V10L234 9V10L232 11L233 14H232L231 16L229 15V13H226V12H225L224 14H222V13H223L222 11L219 12V11H220V10L218 9L219 6H220V4H218V3H220L219 0H198V1L195 0V2H194V1L192 2L193 5H191L192 3H190V2L187 1V2H188V3H186L187 6L185 5L186 8L183 7V8L185 9V12H186V13L183 11L181 15H179V14H180V12H181L182 9H183V8H180V6H183V5H181L182 2H181V1L178 2V6H179V8H180V9H178L176 6H175V8H174L173 5H174L175 2L173 1L174 3L171 4V7L173 6V9H175V11L172 10L171 7H169V6L167 5V3H166V5H165V7L168 6V10H169V8H170L169 13H170V11L172 10V11H171L172 13H173V11H174L175 13H177V14L179 13V14L177 15V14H175V13H173V14L171 13V15H170V14L167 13L168 16H166V15H164V14H166V13L163 14V13L161 12V9H160L159 12H161L164 16H159V15H160V13H159V15H158L157 17L155 16L156 18L153 17L152 15H153L154 13L156 14V12H154V11H157V12H158V10H159L158 7H159V5H160L161 2L158 3V4H155V3H154L155 6L158 5V7H156V8H158L157 10H155L156 8L151 7V6L149 5V4H150L149 2L146 4L149 8H146V5H144L146 9H143V10H142V9L140 10L141 7L143 8V5H142V6H141V5H137V4H138L137 2H136V5H135L134 3H129V4H131V5H127V6H131V7H132V9H131L130 7L128 8L129 11H132V10L134 11V12L132 11V12L129 13L130 16H131V15H132V17H134L133 15H136V16H142V14H143L144 17H142V19H145V18L147 17V16L145 17V15H144V13H145L146 11H147L146 14L148 13V14H147L148 16L150 15V13H152V15H150L149 17L152 16L153 19H152V17H151V18H148V19H151L150 21L153 20L152 23H153V22H154V23L152 24V23H150V21H148L149 26L151 25V27H154V26L156 25L155 28H156V27H159V28L164 27V28H163L164 30H163V29L156 28V31H158V32L160 31V32H162L163 34L166 33V34H164V37H167V34H168L169 37L174 36V37H173L174 39H172V38L170 39V38L167 37L168 39H164V40H166V42H163V41H162L163 44L165 43V44L163 45L161 42L157 43L156 40H154V39H150V40L148 41L149 38L147 39V38L145 37V35H144V37L142 36V38H143V40H144V41H142V43H143V44H144V43L146 44V46H145V44H144V47H146V49H153L151 52H149V55H148V56H143V55H142V56L144 57V58H142V59L145 60V61L143 60L142 62H147V63H150V64L152 63L151 65H153L154 68H155V66H156V67H157V68H156L157 70H156V69L153 70V69H154L153 66H151L150 68H148V70H145L144 68L140 67L142 71L140 70V68H139V69L137 68L138 71L136 70L135 77L132 76V75H131L132 77L129 76V75H126L128 72L126 73L127 69H125V71H124V67L126 68V65H125V64L127 63V61H128V64L131 63L132 60H133V58L136 59V57H139L140 54L137 56V54L135 53V50H134L135 48L133 49V47H134V46H133L132 48H130L131 50L129 49L130 52L128 51V53H127L128 55L130 54L129 56L127 55V57H128V60H127V57L125 56L126 54L124 53V51H125L126 49L123 47V48L125 49V50L123 51V55H124V54H125V55L122 56V58H121L120 60H117V61L113 60V61L117 62V63H114V62H113V63L115 64V67H114V68L116 69V67H117L118 70H119V76L116 75V78H115L114 80L111 79V84L113 83L112 85L114 86V84L117 83L118 85L115 84V85H117V87L115 86V88H118V87L120 86V83L122 82V83H121V84H122V88H121L120 93L122 94V98H123V100H124V99L126 100L127 98L129 99V100L127 99V104H130V103L132 102V100H134V99H136L137 101H138V99H139V100H140V99L145 100V98L143 99V97H145V96H143V97L141 98L140 95H139V93H138V95H139V97H140V98H139V97L136 95V93H137L136 91L139 90L138 87L140 88V85H139V86H137V85H138L139 83H142V82L145 83V81H147V80L144 81V78H145V77H144V73H143V72H146V71L149 72V70H150V72H151V70H152L153 73H151L150 75H154V77H155V74H156V75H157V74H160L161 76H162V74H163V75H164V74H165V75L168 74V75H170V76H171V75H172V76H174V75H175V76H176V75L178 76V74L181 75V73H180L179 70H180V68L183 67V64H185V63H186V64H187V63H190V65H191V61H192V60H193V61L195 60V61L193 62V63H194V69H193V68H192V70L190 69V68L192 67V65H191V67H189V69H188V67H187L186 69H187L189 72L186 71L187 73H185V77H184V78H182L183 76H182V77L178 76L180 79H179V78H176V77H173V79L171 80V81H173L174 78L177 79V80H179L178 83L176 82V80H174L175 83L177 84L176 86L180 85V87H181V85L183 84V86H182L183 89H182V88H180L179 86L176 87L175 84L173 83V85L176 87V89H174V90H175L174 93H175L176 91H177V93L179 92L178 95H177V93H175V95L179 96V95H180V92H181V91H179V90L182 89V91H183V90L188 86V84H189V86H191L190 88H192V89H193V88H194V89L196 88V89H195V90L193 89V90H194V91H193V90L190 89L189 86H188V87H187L188 90H187V89H185V90H187V91L184 90V92H187V94H188V93L191 94L192 97H193V98H192L193 100H191V97H190L191 95H189V98H190L191 101H193V103L190 104V105L187 103V104H188V105H187V106H188V110L191 109V106H192L193 110H194V108H195V112H198V114H199V110H200V108L203 109L204 111H205L206 109H207V110H210L211 107L207 108L206 106H211L212 104H214V105H213V106H214V109H213V107H212V108H211V111H210V113H212L213 116H214L217 112H219V109H218V111H215V110L217 109V108H215L216 106H218L219 108H220V106H222V108H220V110H221V112H219L220 114L223 112L222 109H224V112L227 111V109H228L230 106L233 105L232 103H233V101L236 100V99H234V100L232 101L231 98L227 97V96H229L230 94L228 95V91H227L228 89H226L227 87L224 86V83H225V82H222L221 79H219L218 77L214 76L213 73H217V72H218L217 70H216L217 72H214V70H215V66H216V64H215V63H216L215 58H217V56L220 57V55L222 56V53H223V56H222V57H225L224 55L226 54V53H225L226 50L224 49V51H223V48H225L226 46H228V45H227L228 42L225 41V40H228V39H226V35H228L227 38L229 37V35L232 36V39H233V37H235V35H234L233 33H231V29H232L231 25H233V28H235L236 31H237L236 28H239V27H240V30L243 31V33H245V34H247V35L249 34V37H251L250 35L253 36V37H251V40H250V39L248 40L249 37L247 36V40L249 41L248 45H249L250 47H252L251 50H248L249 52L252 51V52H250V53H254V52H256V51L260 52V50H261V51H264V50H263L264 48H262V46H261V43H262L261 41L264 40V36L261 34V35L263 36V39L257 37V36L260 35V32H261V31H262L261 33L264 34V32H263V31H264V13H263V15H261V14H260L261 12H260V13H259V12H256V11H258V9L260 8V7H258V9L256 8L257 6H260V5L258 4L257 1H256L257 3H255V2L253 1V2L255 3V5H254V3H251V6L249 5L250 7H253V8H254V6L257 5V6L255 7V9L249 10L250 13L247 12L248 10H244V12H245V13H244V12H243L244 5H245V8H246V7L248 8V7H249V6H248L249 3H248V4L246 3V1L248 2V0H242ZM20 2H22V1H20ZM20 2H19V3H20ZM96 2H97V1H96ZM100 2H101V0L99 1V3H100ZM152 2H151V3H152ZM198 2H199L200 4H198ZM206 2H207V5H206ZM77 3H78V0H76V2L73 1V5L71 4V5L73 6V9L75 10V12L77 11V9H79V8L81 7V4L79 5L80 2H79L78 4H77ZM87 3H88V2H87ZM89 3H90V1H89ZM162 3H161V4H162ZM176 3H177V2H176ZM176 3H175V4H176ZM179 3H180V5H179ZM184 3H183V4H184ZM189 3H190V5H189ZM22 4L25 5V3H22ZM22 4H21V5H22ZM74 4H75V5H74ZM90 4H91V3H90ZM90 4H89V7H88V8H89V12H90V8H91V7H90V6H91ZM103 4H104V3H103ZM103 4L101 3V4H97V5H101V6H102ZM164 4H165V3H164ZM194 4H195V5H194ZM196 4H197V5H196ZM252 4H253V5H252ZM19 5H20V4H19ZM21 5H20V6H21ZM68 5H69V4H68ZM76 5H79L80 7H79V6H76ZM85 5H87V4H85ZM85 5H84V6H85ZM133 5H134V7H135L137 10H136L135 8H133ZM218 5H219V6H218ZM101 6H96V5H95L94 7L96 8V7H101ZM136 6H137V7H136ZM139 6H141V7H139ZM152 6H154V5L152 4ZM189 6H190V7H189ZM191 6H193V7H191ZM238 6H240V7H238ZM21 7H23V6H21ZM21 7H20V8H21ZM74 7H75L76 9H75ZM85 7H86V6H85ZM85 7H83V8H85ZM94 7H93V8H94ZM124 7H125V6H124ZM124 7H122V8H124ZM165 7H164V8H165ZM194 7L196 8V9H195L196 12H195L194 9H193ZM220 7H221V6H220ZM20 8H19V9H20ZM24 8H25V7H24ZM24 8H23V9H24ZM68 8H69V7H68ZM102 8L105 9L104 7H102ZM102 8H101V9H102ZM152 8H154V11H152V10H153ZM197 8H198V9H197ZM235 8H236V7H235ZM247 8H246V9H247ZM10 9H11V8H10ZM73 9H72V10H73ZM103 9L101 10L102 12L104 11ZM128 9H126L127 12H128ZM147 9H149L150 11L147 10ZM165 9H166V8H165ZM165 9H163L162 11H165ZM177 9L179 10V12L177 11ZM184 9H183V10H184ZM189 9H193V10H189ZM220 9H221V8H220ZM248 9H249V8H248ZM70 10H71V9H70ZM72 10H71V11H72ZM82 10H83V11H82ZM86 10H87L86 8H85V11H84V9H81V8H80V11H81L82 15L84 14V12H86ZM99 10H100V8H99ZM122 10H123V9H122ZM124 10H125V9H124ZM222 10H223V9H222ZM24 11H25V10H24ZM29 11H30V10L27 9V12H29ZM71 11H69V12L71 13ZM80 11H78V12H80ZM87 11H88V10H87ZM101 11H100V13H101ZM151 11H152V12H151ZM234 11H235L236 13H235ZM135 12L138 13V14H139V12H140V14L138 15V14H136ZM153 12H154V13H153ZM165 12H167V11H165ZM194 12H195V14H194ZM23 13H25V12H23ZM105 13H106V12H105ZM119 13H120V11H119ZM184 13L187 14V17H186V15H185ZM220 13H221V14H220ZM258 13H259V14H258ZM72 14H73V12H72ZM72 14H71V15H72ZM85 14H86V13H85ZM106 14H107V13H106ZM117 14H118V13H117ZM123 14H124V13H123ZM129 14H128V17H130ZM155 14H154V15H155ZM157 14H158V13H157ZM157 14H156V15H157ZM225 14H226V15H225ZM227 14H228V15H227ZM230 14H231V13H230ZM245 14H248V15H245ZM55 15H56V14H55ZM88 15H90V14H88ZM99 15H100V14H98V16H99ZM103 15H104V13H103ZM103 15L101 14V16H103ZM109 15H110V14H109ZM114 15H115V14H114ZM120 15H121V14H120ZM183 15L186 17L185 21H183V20H184L183 18H185ZM222 15L224 16L223 18H221ZM242 15H243V16H242ZM21 16L25 17L24 14L21 15ZM77 16H79V17L81 18L80 14L77 15ZM86 16H87V15H84L85 18H87ZM101 16H100V17H97V16H96V17L100 19ZM111 16H112V14H111ZM136 16H135V17H136ZM178 16H181V17L183 16V17H182V19L179 17L180 19L178 18L179 20H177V17H178ZM219 16H220V18L222 19V21L224 20L223 22H220L221 20L219 19ZM228 16H229L230 18H229ZM246 16H249V18L246 17ZM23 17H22V19H24ZM71 17H72V16H71ZM75 17H76V16H75ZM91 17H92V16L89 17L90 20H92ZM96 17H95V18H96ZM105 17L108 18L107 16H103V17H102V20H103V18H105ZM109 17H110V16H109ZM122 17H123V15H122ZM158 17H159V19H158ZM242 17H244V18H242ZM89 18H88V20H89ZM112 18H113V21H114V18H115V20H116V16H114V17H112ZM119 18H120V16H119ZM119 18H117V20H116V24H115V22L112 21L111 17L108 18V19H110V21H108V19H106V21L108 22V23H107V22H106V23H107V25H108V24H111V23H109V22H113L112 25H116L115 27H117V26L119 25V27H117L118 30H119V28L122 27V26H120V24H118L119 22L117 23V21H118ZM130 18H131V17H130ZM137 18H138V17H137ZM154 18H155L156 20H154ZM216 18H218V19H216ZM225 18H228V19L225 20ZM246 18H247V19H246ZM73 19H74V18H73ZM77 19H78V18H77ZM81 19H82V18H81ZM120 19H121V18H120ZM127 19H129V18H127ZM127 19H126V20H127ZM131 19H132V18H131ZM138 19H139V18H138ZM146 19H147V18H146ZM146 19H145V20H146ZM148 19H147V20H148ZM214 19L217 20V21L219 20V22L215 21ZM83 20H85V19H83ZM100 20H101V19H100ZM100 20L95 21V20H94V17H93V21H91V22L89 21V24L87 23L88 21L85 22V23H86V25H87V24L89 25L88 28L91 27L90 30L93 29V31H94V30H95V31L97 30V31L100 32V25H99V22H98V21H100ZM139 20H141V19H139ZM145 20H144V23L146 24V23H147V20H146V21H145ZM227 20H228V21H227ZM85 21H86V20H85ZM178 21H179V22H178ZM181 21H182V23H181ZM127 22H129V21H127ZM159 22H160V23H159ZM215 22H217V23H215ZM228 22H229V23H228ZM230 22H231V24H230ZM104 23H105V22H104ZM120 23H121V22H120ZM138 23H140V22H138ZM142 23H143V22H142ZM155 23H156V24H155ZM175 23H177L179 26L177 27V25H176ZM218 23H219V24H218ZM100 24H102V23H100ZM117 24H118V25H117ZM145 24H144V26H147V25H145ZM154 24H155V25H154ZM158 24H159V25H158ZM174 24H175V25H174ZM215 24H216V25H215ZM229 24H230V25H229ZM107 25H106V27H107ZM112 25H110L111 27L108 25V26L110 27L109 29L111 30V31L109 30V32L111 33V35H113L114 32H115V31L113 32V30H115V29L117 30V28H114V29H113V28H112V27H113ZM141 25H142V24H141ZM152 25H153V26H152ZM160 25H161V27H160ZM214 25H215V26H214ZM104 26H105V25H103V27H102V25H101V28L103 29V33H106V32H104V30H105V29H108V28H106V27H104ZM137 26H138V25H137ZM185 26H187L188 28H186ZM229 26H230V27H229ZM139 27H140V28L137 27V28H138L137 31H139L140 29H142L143 25H142V26L139 25ZM175 27H176V28H175ZM189 27H190V28L193 27V28H195V29L198 28V29H197V30H190ZM96 28H97V29H96ZM111 28H112V29H111ZM173 28H175V29L173 30ZM193 28H192V29H193ZM201 28H202V29H201ZM204 28H206V30H208V31L205 30L207 33H208V32H211V33H210V37H211V35H212L211 39H210V37H209V38L206 39V40H208V41L210 40L209 42H211L212 45H213V44H214V45L216 44L215 46L213 45V46H214L213 48H215V47L217 48V47H218L217 49L215 48L216 50H215V49L213 50V48H212V50L209 51L210 49L208 50L207 47L211 48V47H210V44L208 43V44H209V46H208L207 44L204 43V42H206V40H204V42L202 41V39H204V38H202V37H204V36L201 35V34L204 33ZM262 28H263V29H262ZM157 29H158V30H157ZM176 29H177L178 31H177ZM187 29L190 30V32L193 31V34H192V32L190 33ZM199 29H200V30H199ZM227 29H228V30H227ZM68 30H69V29H67L66 31H68ZM70 30H71V29H70ZM172 30H173V31H172ZM186 30H187L188 32H187ZM211 30H212V31H211ZM232 30H233V29H232ZM240 30H239V32H240ZM95 31H94V32H95ZM107 31H108V30H107ZM135 31H136V29H135ZM194 31H196V32L198 31V32L195 33V34L200 35V37L202 36V37H201L202 39H201L200 37L197 38L198 35H196V37H195V36H194V35H195V34H194ZM202 31H203V32H202ZM258 31H260V32L257 33ZM139 32H140V31H139ZM174 32H175V33H174ZM199 32H200L201 34H199ZM206 32H205V33H206ZM214 32H215V34H216L218 37H216V35L214 34ZM234 32H235V31H234ZM239 32H238V34L240 35ZM61 33H62V32H61ZM66 33H68V32H66ZM77 33H78V32H77ZM77 33H76V34H77ZM95 33H96V32H95ZM101 33H102V32H101ZM107 33H108V32H107ZM140 33L142 34V31H141ZM140 33H139V34H140ZM205 33H204V35H205ZM207 33H206V36H209V35H208L209 33H208V34H207ZM235 33H236V32H235ZM243 33H242V34H243ZM250 33H253V34H250ZM69 34H72V33H69ZM160 34H161V33H160ZM163 34H162V36H161L162 38H163ZM213 34H214L215 37L213 36ZM236 34H237V33H236ZM238 34H237V36H238ZM254 34H258V35H255V36H254ZM96 35H97V34H96ZM107 35H108V34H106V35L103 34V36H102V34H101V36H98L100 39L97 37V38H98V45H97V46H99L100 48L104 47V48H105V51H106V49L108 48V47L106 48V46H108L109 44H110V45H111V44H112V45H113V44H116V42H117V41H115V40H117V39H115V40H114V39H113V40L111 39L114 35H113L112 37H111L110 34H109V35H110L109 37H108ZM137 35H138V33H137ZM170 35H171V36H170ZM233 35H234V36H233ZM261 35H260L259 37H261ZM59 36H60V35H59ZM104 36H106L109 40H108V39H105L106 37H104ZM138 36H139V35H138ZM138 36H137V37H138ZM176 36H177L178 38H177ZM191 36H192V37H191ZM193 36H194V37H193ZM231 36H230L229 38H231ZM244 36H246V35L243 34V38H244ZM63 37H64V36H63ZM110 37H111V38H110ZM147 37H148V36H147ZM238 37H240V36H238ZM255 37H257V39H256ZM102 38H103V39H102ZM113 38H114V37H113ZM138 38H139V39H138V40H139L138 42L140 43V40H142V39H141V35H140V37H138ZM162 38H161V39H162ZM196 38H197V39H196ZM213 38H217L218 40H216V39L214 40ZM110 39H111L113 42H112ZM146 39H147V40H146ZM177 39H178V41H176V42L174 41V42H173V40H177ZM198 39H200V40H198ZM232 39H229V40H232ZM103 40H104V41H103ZM211 40H212L213 42H212ZM235 40H236V39H235ZM235 40H234V41H235ZM253 40H254V41H253ZM257 40H259V41H257ZM67 41H68V42H67L66 44H67V46L69 47V49H71V47H72V49H71L72 53H74V51H76V50H75L76 47H78V49H77L78 51H79V50H82V49L84 48V45H85V48H84V49L89 48V47L87 46V42H86V44H82V45H80V44H79L80 40H74V42H70V43H69V40H67ZM114 41H115V42H114ZM132 41H133V40H132ZM154 41L156 42V44H155ZM241 41H242V40H241ZM255 41H256V42H255ZM149 42H150V44H149ZM153 42H154V44H153ZM226 42H227V43H226ZM239 42H240V41H239ZM245 42H246V41H245ZM245 42H244V43H245ZM251 42H252L253 45L251 44ZM254 42H255L256 44H255ZM72 43H73V44H72ZM77 43H78L79 45H78ZM81 43H82V41H81ZM96 43H97V42H96ZM118 43H119V42H118ZM133 43H134V42H133ZM151 43H152V45H151ZM224 43H225V44H224ZM237 43H238V42H237ZM237 43H235V44H237ZM62 44H63V43H62ZM69 44H71V46H70ZM134 44H135V43H134ZM140 44H141V43H140ZM148 44H149V45H148ZM157 44H162L161 46H165V45H166L165 47H166L167 49H166L165 47H164V48L162 47V50H163V51H160V52H159V51L157 50V48H159L160 46H157V47H156L155 45H157ZM168 44H171V46H169ZM232 44H233V43H232ZM246 44H247V43H246ZM250 44H251V45H250ZM262 44H264V43H262ZM74 45H75L76 47H75V49L73 50ZM77 45H78V46H77ZM122 45H123V44H122ZM153 45H154V46H153ZM174 45H175L176 47H175ZM225 45H226V46H225ZM229 45H231V44H229ZM150 46H151V47H150ZM182 46H184L185 51H186V50H188V51L185 52L184 49L182 48ZM223 46H225V47H223ZM258 46H259V47H258ZM68 47H67V48H68ZM99 47H98V48H99ZM113 47H114V46H113ZM115 47H117V46L115 45ZM148 47H149V48H148ZM155 47H156V48H155ZM168 47H169V48H168ZM171 47H172L173 49H172ZM256 47H257V48H256ZM64 48H65V47H64ZM81 48H82V49H81ZM90 48H91V47H90ZM90 48H89V49H90ZM120 48H121V47H120ZM126 48H127V47H126ZM176 48H178V51H179V52H181L180 49L182 48L183 51H184V53H183V52L179 53L178 51H176ZM221 48H222V49H221ZM231 48H232V46L230 47V50H231ZM233 48H234V47H233ZM233 48H232V49H233ZM242 48H243V47L240 46L238 49L243 50V51H240V50H238V51H239L241 54H242V52H243L244 57H243L242 55H239L240 53H238L237 55H239L240 58H241V56H242V57L244 58V61H245V60L247 61V60L250 59V58L248 57V55L251 56L252 54H249L248 51L246 52V51H245L244 49H242ZM244 48H245V47H244ZM248 48H249V47H247V49H248ZM259 48H260V49H259ZM261 48H262V49H261ZM65 49H66V48H65ZM69 49H68V51H69ZM102 49H103V48H102ZM102 49H101V50H102ZM116 49H117V48H116ZM116 49H114V50H116ZM127 49H128V48H127ZM160 49H161V47H160ZM160 49H159V50H160ZM165 49H166V51H165ZM227 49H228V48H227ZM236 49H237V48H236ZM236 49H235V50H236ZM247 49H246V50H247ZM254 49H256V50L254 51ZM91 50H92V48H91ZM96 50H97V51H95V52H98V49H97V48H96ZM107 50H108V49H107ZM117 50H119V52H120V51L122 50V48H121V50H120L119 48H118ZM220 50L223 51V52H221V54L219 55L218 53H219ZM235 50H233V51H235ZM88 51H89V50H88ZM88 51L86 50L85 53H87ZM105 51L103 50V51H102V54H104ZM126 51H127V50H126ZM132 51H133V52H132ZM149 51H150V50H149ZM153 51H154L155 53L158 51V52L156 53L157 55H152V56H151V54L153 53ZM217 51H218V52H217ZM233 51H232V52H233ZM244 51H245V52H244ZM64 52L67 53L65 50H64ZM99 52L101 53L100 49H99ZM136 52H137V51H136ZM205 52H206V54H205ZM216 52H217V53H216ZM232 52H231V53H232ZM258 52H257V53H258ZM79 53H80V52H79ZM82 53H84V52H82ZM92 53H93V52H92ZM116 53H117V52H116ZM133 53H134V55H135V54H136V55L133 56V55H132ZM150 53H151V54H150ZM155 53H154V54H155ZM159 53H160V54H159ZM224 53H225V54H224ZM236 53H237V52H236ZM236 53H235V54H236ZM246 53H248V54H246ZM260 53H261V52H260ZM70 54H71V53H70ZM76 54H77V53H76ZM95 54H96V53H95ZM118 54H119V53H118ZM147 54H148V53H147ZM158 54H159V55H158ZM217 54H218V55H217ZM245 54H246V56H245ZM65 55H66V54H65ZM67 55H69V54H67ZM67 55H66V56H67ZM93 55H94V53H93ZM97 55H99V53H98ZM144 55H145V54H144ZM205 55L208 56V58L205 57ZM216 55H217V56H216ZM253 55H255V54H253ZM256 55H257V54H256ZM95 56H96V55H94V58H95ZM101 56H102V55L100 54L99 57H101ZM142 56H140V57H142ZM226 56L228 57L229 55L227 54ZM67 57H68V56H67ZM118 57H119V55L117 56V59H118ZM124 57H125L126 59H125ZM261 57H262V56H261ZM261 57H260V58H261ZM70 58H72V57H70ZM119 58H120V57H119ZM123 58H124V59H123ZM237 58H239V57H237ZM243 58H241L240 60H243ZM256 58H257V57H256ZM256 58H254V56H253V57L251 56V60H252V59H256ZM258 58H259V55H258ZM99 59H101V58H99ZM99 59L96 58L97 62L100 63V60H99ZM115 59H116V58H115ZM130 59H132V60L130 61ZM142 59H139L138 61L140 62ZM211 59L214 60V61L212 62ZM219 59H220V60H223V59H221V58H219ZM219 59H217V60H218V63H219ZM226 59H227V58H224L223 61H225ZM69 60H70V59H69ZM96 60H95V61H96ZM98 60H99V61H98ZM126 60H127V61H126ZM251 60H250V61H247V62H248V64L250 65V67L253 68L251 65H252V64L254 65L256 61L254 60L253 63H251V62H252ZM256 60H258V59H256ZM125 61H126V62H125ZM138 61L136 60L135 62H138ZM189 61H190V62H189ZM244 61H242V64L245 63V64L247 65V62H244ZM258 61H260V60H258ZM68 62H70V61H67V63H68ZM135 62L133 63V68H134V66L136 67V65L139 64V63H138V64L135 65ZM225 62H226V61H225ZM67 63H66V64H67ZM99 63H95V64L98 65ZM147 63H145V64L147 65ZM220 63H221V62H220ZM220 63H219V65H220ZM250 63H251V64H250ZM256 63H257V62H256ZM27 64H29V63H27ZM69 64H70V63H69ZM91 64H93V63H91ZM95 64H94V65H95ZM111 64H112V63H111ZM111 64H110V65H111ZM114 64L111 65V66H114ZM214 64H215V65H214ZM221 64H224V63H221ZM245 64H243V65L245 66ZM79 65H80V64H79ZM81 65H82V64H81ZM129 65H130V64H129ZM148 65H149V64H148ZM187 65H189V64H187ZM217 65H218V64H217ZM219 65H218V67H219ZM249 65H248V66H245V67L247 68V67H249ZM22 66L24 67L25 65H22ZM29 66H30V65H29ZM76 66H77V65H76ZM76 66H75V67H76ZM82 66H83V65H82ZM111 66H109V67H111ZM196 66H197V67H196ZM244 66H243V68H245ZM83 67H84V66H83ZM87 67H89V66L87 65ZM92 67H93V66H92ZM92 67H91V69H92ZM143 67H144V66H143ZM185 67H186V65H185L183 68H185ZM195 67H196V70H195ZM216 67H217V66H216ZM254 67H255V65H254ZM19 68H20V67H19ZM24 68H25V67H24ZM26 68H28V67H26ZM26 68H25V69H26ZM71 68H72V67H71ZM73 68H74V67H73ZM77 68H78V67H77ZM79 68H80V67H79ZM111 68L116 72V70H115L113 67H111ZM183 68H182V70H183ZM243 68H241V69L243 70ZM21 69H22V68H21ZM81 69H83V68L81 67ZM87 69H89V70H87ZM94 69H95V68H94ZM94 69H93V70H94ZM112 69H111V70H112ZM143 69H144L145 71H144ZM216 69H218V68H216ZM248 69H249V68H248ZM254 69L256 70V68H254ZM71 70H72V69H71ZM71 70H70V71H71ZM73 70H74V69H73ZM85 70L90 71V67H89V68H85ZM93 70H92V71H93ZM98 70H99V69H98ZM111 70L108 69V72H109L108 74H110V73L112 74V73H113ZM219 70H220V67H219ZM81 71H82V70H81ZM81 71H80V72H81ZM94 71H95V70H94ZM96 71H97V70H96ZM110 71H111V72H110ZM139 71H140V73L137 74ZM154 71H155V74H154ZM190 71H192V72H190ZM244 71H246V70H244ZM19 72H20V71H19ZM83 72H84V71H83ZM147 72H146V73H147ZM181 72H184V71H181ZM248 72H249V71H248ZM252 72H254V70H252ZM252 72H249V73H252ZM13 73H14V72H13ZM15 73H16V72H15ZM75 73H76V72H75ZM98 73H99V72H98ZM177 73H178V74H177ZM245 73H246V72H245ZM254 73H255V72H254ZM5 74H6V73H5ZM5 74H4V75H5ZM81 74H82V73H81ZM90 74L93 75L94 73H92V72L90 71ZM90 74H88V75L90 76ZM113 74H114V73H113ZM113 74H112V75H113ZM115 74H117V73H115ZM115 74H114V75H115ZM182 74L184 75V73H182ZM246 74H247V73H246ZM252 74H253V73H252ZM10 75H11V74H10ZM102 75H103V74H102ZM106 75H107V74H106ZM106 75H105V77H106ZM136 75H137V76H136ZM140 75H141L142 77H141ZM147 75H149V74H147ZM147 75H146V76H147ZM150 75H149V76H150ZM160 75H158V77H161ZM253 75H255V74H253ZM7 76H8V75H6V77H7ZM14 76H15V75H14ZM60 76H61V75H60ZM66 76H68V75H66ZM79 76H80V75H79ZM81 76H82V75H81ZM83 76L85 77L86 75H83ZM98 76H99V75H98ZM98 76L95 75V76H93V77L91 76L90 78H88L89 81L92 80L93 78H96V79L92 80L93 82H92V81L89 82V81H87L88 79H86V83H87V82H89V83H88V84H85V83H84V85H81V86H83L81 89H79V88L81 87L79 84H81L82 82H80V83H78V82H79V81H82V80L84 79V77H83V79L81 78V80H79V81L76 79V83H78V84H76V87H78L77 85L80 86V87L76 88V92H77V89H79L80 92H77L79 95L76 93L75 96H77V95L80 96V99H82V97H83V99H85L86 102H89V101H90L88 104L91 106V108H92V107L95 108V107L97 106V104H96L97 102H96L95 105H94V104H93V100L96 99V101H97V99H99L98 94H99L100 92H97L96 89H99V88H101V89H102V88H106V87H107L106 85H108V84H106V83L108 82V81L106 80L107 78L104 77L106 81L103 80V82H102V80L99 81V78H100V77L98 78ZM108 76H109V75H107V77H108ZM127 76H129V78H127ZM149 76H148L147 78H149ZM170 76H169V77H170ZM172 76H171V77H172ZM213 76L219 79V80L216 79V81L218 80L217 83H219V84H217V86H219V85L222 86V85H223L222 88H220L221 86L218 87V91H219V89H222L223 92H227V96L224 95V96L227 97V98H225V97H223V95H221V94H225V93H222V90H221V93H217V94L219 95L220 98L217 96V94H215V92H214V94H212V96H211V93H212L213 90H214V89H211L212 86H211V84H210L211 82H214V81L211 80V78H212ZM248 76H250V75H248ZM4 77H5V76H4ZM8 77H9V78H8ZM8 77H7L8 79H11V80L13 81L12 76H8ZM19 77H20V76H19ZM58 77H59V76H58ZM86 77H87V76H86ZM101 77H103V76H101ZM113 77H114V76H113ZM130 77H131L132 79H131ZM17 78H18V77H17ZM63 78H64V77H63ZM67 78H68V77H67ZM76 78H77V77H76ZM78 78H79V77H78ZM91 78H92V79H91ZM104 78H103V79H104ZM108 78H109V77H108ZM117 78H118V79H117ZM135 78H136V79H135ZM137 78H138V80H137ZM139 78H140V79H139ZM251 78H252V77H251ZM253 78H254V77H253ZM253 78H252V79H253ZM14 79L16 80V78H14ZM18 79H19V78H18ZM57 79H58V78H57ZM57 79H56V80H57ZM100 79H101V78H100ZM181 79H183L182 82H180ZM6 80H7V79H5V81H6ZM58 80H60V79H58ZM58 80H57V81H58ZM62 80H63V79H62ZM120 80H121V81H120ZM140 80H141L142 82H140ZM253 80H254V79H253ZM16 81H17V80H16ZM83 81L85 82V80H83ZM117 81H118V82H117ZM137 81H139V82H137ZM220 81H221V83H223V84H221ZM6 82H8V81H6ZM65 82H67V81H65ZM70 82H71V84H72V82L74 83V81H70ZM70 82H69V83H70ZM109 82H110V80H109ZM133 82H134V83H133ZM135 82H137V85H136V86H134V85L136 84ZM187 82H189V83H187ZM254 82H255V80L253 81V83H254ZM10 83H11V81H10ZM13 83H14V82H13ZM61 83L64 84V82H61ZM61 83H59V86H61ZM67 83H68V82H67ZM67 83H66V84H67ZM69 83H68V84H69ZM96 83H97V84L100 83V84L97 86ZM131 83H132V84H131ZM180 83H181V84H180ZM186 83H187V84H186ZM192 83H193V84H192ZM253 83H252V84H253ZM7 84L9 85V83H7ZM53 84H54V83H53ZM57 84H58V82L55 84V88H56V85H57ZM66 84H65V85H66ZM94 84L96 85L97 88L95 87ZM101 84H103V87H100ZM104 84H106L105 87H104ZM111 84H110V85H111ZM212 84H213V83H212ZM215 84H216V82H215ZM255 84H256V83H255ZM69 85H70V84H69ZM110 85H109V86H110ZM141 85H144V84H141ZM173 85H171V88H172V89H171V90L169 89L171 93L173 92V91H172V90H173V87H174ZM192 85H194V86H192ZM226 85H227V84H226ZM59 86H58V87H59ZM71 86H72V85H71ZM84 86H85V87H84ZM86 86H87V87H86ZM113 86H112V87H113ZM132 86H133V87H132ZM195 86H196V87H195ZM231 86H232V85H231ZM254 86H255V85H254ZM256 86H257V85H256ZM62 87H63V85H62ZM62 87L59 88V91H60V90L62 91V92L60 91V93L62 94L61 97L63 96L62 99H64L65 97H64V95H63L64 93H63ZM66 87H67V85H66ZM68 87H70V86H68ZM112 87H111V88H112ZM126 87H127V88H126ZM131 87H132V88H131ZM134 87H135V88L137 87V89H136V91L133 93V92H131V90L134 91V90H135ZM184 87H185V88H184ZM223 87H226V88H225L226 91H225V89H224ZM55 88H54V91H55ZM107 88H108V87H107ZM107 88H106V89H107ZM113 88H114V87H113ZM128 88H130L131 90H128ZM169 88H170V87H169ZM177 88H178V89H177ZM230 88H232V87H230ZM52 89H53V88H52ZM56 89L58 90V88H56ZM64 89H65V88H64ZM73 89H74V88H73ZM133 89H134V90H133ZM210 89H211V91H210ZM232 89H233V88H232ZM57 90H56V91H57ZM65 90H66V89H65ZM95 90H96V91H95ZM102 90H105V89H102ZM117 90H118V91H114V92L118 94V93H119V88H118ZM122 90H123V91H122ZM127 90L130 91L131 93H129ZM169 90H167V92H169ZM190 90H191V92H189ZM233 90H235V89H233ZM256 90H257V89H256ZM256 90H255V91H256ZM56 91H55V92H56ZM59 91L57 92V95H58ZM66 91H68V90H66ZM71 91H72V90H71ZM98 91H100V90H98ZM106 91H107V90H105V92H106ZM112 91H113V89H112ZM124 91H125V92H124ZM214 91H215V90H214ZM0 92H1V91H0ZM68 92H69V91H68ZM72 92H75V89H74ZM103 92H104V91H103ZM109 92H110V91H109ZM109 92H107L106 94H109V95L111 94V95H112V93H114V92H112V93H111V92L109 93ZM170 92H169V94H170ZM192 92H193V93H192ZM230 92H231V91H230ZM236 92H237V91H236ZM4 93H5V92H4ZM19 93H20V92H18V94H19ZM23 93H24V92H23ZM101 93H102V92H101ZM233 93H234V92H233ZM237 93H238V92H237ZM254 93H255V92H254ZM16 94H17V93H16ZM24 94H25V93H24ZM27 94H28V93H27ZM68 94H69V93H68ZM73 94H74V93H73ZM117 94H116V95L113 94V95H115V96L118 98ZM184 94H186V93H184ZM187 94H186V95H187ZM234 94H235V93H234ZM28 95H30V94H28ZM55 95H56V94H54V97H55ZM69 95H70V94H69ZM100 95H102V94H100ZM135 95H136V96H135ZM141 95H142V94H141ZM167 95H168V93H167ZM170 95L172 96V94H170ZM170 95H169V96H170ZM175 95H174V96H175ZM0 96H2V94H1ZM7 96L10 97V95H8V94H7ZM13 96H14V95H13ZM15 96H16V95H15ZM58 96L60 97V95H58ZM71 96H72V95H71ZM71 96H70V97H71ZM73 96H74V95H73ZM96 96H97V98H95ZM120 96H121V95H120ZM165 96H166V95H165ZM171 96H170V97H171ZM180 96H181V95H180ZM182 96H183V95H182ZM215 96L218 97V98L216 99ZM234 96H235V95H234ZM19 97H20V95H19ZM22 97H23V96H22ZM26 97H28V96H26ZM26 97H25V99H26ZM68 97H69V96H68ZM103 97H104V96L102 95V98H103ZM105 97H106V96H105ZM109 97H110V96H108V98H109ZM112 97H113V96H112ZM170 97H169V98H170ZM175 97H176V96H175ZM175 97L172 96L173 99H174ZM184 97H185V96H184ZM187 97H188V95H187ZM211 97H212L213 99H212ZM214 97H215V98H214ZM221 97H222V98H221ZM230 97H231V96H230ZM232 97H233V96H232ZM17 98H18V97H17ZM29 98H30V97H29ZM29 98H28V99H29ZM34 98H35V96H34ZM34 98H33V99L30 98V99H31L33 102L36 101L35 103H37V101H39V99H38L39 97L36 96V98H37L38 100H37V99L34 100ZM72 98H73V97H72ZM76 98H77V97H76ZM102 98H101V99H102ZM181 98H182V97H181ZM185 98H186V97H185ZM223 98H224V99H223ZM233 98H235V97H233ZM10 99H11V97H10ZM28 99H26L27 101L24 100V101H25V104H23L20 100H19V102H21L23 105H26V106L28 105V104H26V102H28L29 104H30V102H31V103L33 104V105L30 104V107H31V108H28L29 105L27 106L28 111L31 109V110H30V112H31V111H33L32 108L34 107V104H35V103H33L30 99H29V100H28ZM40 99H41V97H40ZM65 99L67 100V98H65ZM69 99H71V98H69ZM83 99H82V100H83ZM86 99H88V100L90 99V100L88 101V100H86ZM92 99H93V100H92ZM106 99H107V98H106ZM119 99H120V98L115 99V97H114V99H112V98L110 97V100H109V102H110V103H109V104H110V107L107 108V109H105V108H106V106H108V105L103 104V103H107V102L105 101V102L102 103L103 106L105 105V107H104V108H101V109H102V110L104 109L103 112H104V113H107L108 115L106 116V114H105V116H104V119H103L104 122H102V123H103V126H101L100 128L97 126L100 130L102 129V131H100L99 133L103 132V134H105V133L108 132V130H110V131H111V132H109L110 135H109V133H108V135H109L110 137H113V136H111V134L114 133V137L116 136L114 130H115V128H117L118 126L115 127V126H113V125H114V122H115L116 119H117L118 114H117V116H116V112H115V110H113V109L115 108V107H114L115 103L118 102ZM159 99H161V98H159ZM176 99H178V98H176ZM187 99H188V98H187ZM214 99H215V100H214ZM218 99H219L220 101H219ZM228 99H229V100H228ZM7 100H8V99H7ZM21 100H22V99H21ZM43 100H44V99H43ZM43 100H42V101H43ZM57 100H58V99H57ZM72 100H73V99H72ZM103 100H104V99H103ZM125 100H124V101H125ZM136 100H135V101H136ZM142 100H140L139 103L142 102ZM164 100H165V98L163 97V100H161V101H164ZM167 100H168V99H166V101H167ZM169 100H171V99H169ZM182 100H184V99H182ZM188 100H189V99H188ZM221 100H223L224 103L228 100V101H227L228 103H225V104H224L223 101H221ZM230 100H231V101H230ZM13 101H14V100H13ZM70 101H71V100H70ZM70 101H67V102H70ZM73 101H74V103H75L76 100H73ZM129 101H131V102L128 103ZM157 101H159V100H157ZM157 101H156V102H157ZM166 101H164L163 103H162V102H160V103L158 102V103H156V104H159V106L157 105V106H156L157 108L154 107V109L156 108V109L159 111L158 114L160 115V117H159V115H158L157 117H156L155 115H153L152 111H151L152 114H151L150 111H148V110H146V112H145V109H146L145 107L148 108V106H145V107L143 108V109H144V110H143V109H142L143 103L140 104V105H141V109L138 110V108H137L138 111L135 112L134 114L129 113L128 116H127V114H126V115H125V114H122V115L127 116L126 118H123L124 116L122 117V115H121V113H120L122 120L125 121V123L122 122V123L124 124V126H126V124L129 123V124H127V125H128V128L131 127V128H130L131 130H132V129L134 130L135 127H136V128L139 127V129L134 130V131H133V130L131 131L133 134H134V132L136 131V133L133 135V137H134L135 135L137 136V134H138V137H140V136H139L140 134L145 135V133H146L145 131H147V130L144 131L145 133H141V130L145 129L144 127H147V129L150 128V129H148L149 132H150V130H151L152 133H153V136H152L153 139L151 138L152 133H149V134H148V135L151 134L150 136H148L147 133H146V135H145V136L148 137V139L151 138V140L144 139V138H143V137H144L143 135H142V136H143L142 138H139L140 140L137 139V138L135 137L136 140L140 141V144H141V143L143 144L142 149H139L138 147H136V148L133 150V148H132V146H131V143H130V146H131V147L128 146V144L126 145V146H127L126 148H128V147L132 148V149L128 150V152H129V151H133V152H129L130 155L133 156V155L136 154V156H138L139 153H140V155L142 156V158H140V155H139V157H138V158L141 159V160L143 159V161L138 160L140 165H141V163H142V166H139L138 163L136 164V168H137L138 172H139V168H138V167H143V165H145L146 163H149L150 161L147 162L148 160H151V161L155 160V161H156V159H158V162L156 161V163H158L160 166H161V164H164V165H165V163H161L162 160H163V162H164V161L167 162L168 160H164L163 157H166V156H164V155H166L165 153H166L167 150H170L169 152H171V149H173V148H171V147H173V146H174V149L176 150V152H175V150L173 149V150H172V153H173V151H174V152H175L174 154H176V157H178V160H179V159H185L186 157H188V155L190 154L189 152H191L190 149H191V147H192V144L194 145V143L196 144L198 141H199V144H202V143L205 144L206 142L210 143V141H211V140H208V139H210V138H209L208 136H205V134H204L203 136L201 135L200 137H199V135H198L199 138H198L197 136H196V138H195V137L193 138V134H192V136H191V131H192V129H190V131L188 130L189 128H191V127H190V121H191V122L194 121V120H195L194 118H196L195 116L198 115V114L196 113V115H194V118H193L194 120H193L192 117H190V116H193V110H192V109H191L192 111L190 110V111L192 112V113L190 112L191 115H190V113H189V114L186 113V112H188L187 109H185V108H187V106L185 105L186 103H185L184 105H180V106H179V105H177L178 102L180 103V101L178 100V102H177V104H176L177 106L180 107V108H178V107H176V106L171 107V106L173 105V103H171L170 101H168V102H170V103H167ZM191 101H190V102H191ZM229 101L232 102V103H230ZM8 102H9V100H8ZM17 102H18V99H17ZM19 102H18V103H19ZM44 102H45V101H44ZM44 102H42V104H44V105H42V108H43V106H44V109H43V110H45V109H46L45 106H47ZM48 102H49V101H48ZM48 102H47V103H48ZM60 102H61V101H60ZM65 102H66V101H65ZM65 102L63 101V103H65ZM98 102H99V100H98ZM143 102H144V101H143ZM174 102H175V101H174ZM190 102H189V103H190ZM52 103H53V102H52ZM63 103H62V104H63ZM84 103H85V102H84ZM84 103H81V104H84ZM112 103H114V104L111 105ZM154 103H155V102H154ZM164 103H165V104H164ZM181 103H182V102H181ZM210 103H211V104H210ZM229 103L232 104V105L229 106V105H228ZM234 103H235V102H234ZM8 104H9V103H8ZM49 104H50V103H49ZM53 104H54V103H53ZM60 104H61V103H60ZM78 104H79V103H78ZM81 104H80V106L82 107ZM91 104H92V105H91ZM120 104H121V103H120ZM171 104H172V105H171ZM182 104H183V103H182ZM193 104H194V105H193ZM226 104H227V107L224 106V105H226ZM17 105H19V104H17ZM31 105H32V106H31ZM84 105H85V104H84ZM89 105L86 104V105L84 106L85 108L83 107L82 109H81L80 106H79V107H80L81 110H83V109H86V106H87V108H88ZM98 105H101V103L98 104ZM148 105H149V104H148ZM150 105H151V104H150ZM160 105H161V106H160ZM169 105H170V106H169ZM26 106H25V107H26ZM49 106H50V105H49ZM55 106H56V105H55ZM90 106H89V107H90ZM183 106H186V107H183ZM189 106H190V107H189ZM223 106H224V108H223ZM47 107H48V106H47ZM101 107H102V106H101ZM111 107H112V108H111ZM113 107H114V108H113ZM149 107H150V106H149ZM202 107H204V108H202ZM232 107H234V105H233ZM34 108H35V107H34ZM96 108H98V107H96ZM152 108H153V107H152ZM152 108H150V109H152ZM177 108H178L179 110H178ZM225 108H226V109H225ZM21 109H22V108H21ZM38 109H40L39 114L43 113V112H41V108L38 107ZM80 109H79L78 111H80ZM99 109H100V108H99ZM108 109H110V110L112 109V110L110 111V110H108ZM135 109H136V108H135ZM154 109H153V111H156V110H154ZM175 109H176V110H175ZM196 109H198V111H196ZM22 110L25 111V109H22ZM46 110H47V109H46ZM86 110H87V109H86ZM86 110H85V111H86ZM119 110H120V108L118 109V111H119ZM133 110H134V109H133ZM177 110H178V111L181 110V111H180V112H177ZM85 111H83V112H85ZM92 111H93V110H92ZM100 111H101V110H100ZM120 111H121V110H120ZM135 111H136V110H135ZM185 111H186V112H185ZM2 112H4V111L2 110ZM5 112H7V111H5ZM30 112H29V113H30ZM37 112H38V111H37V108H36V110H34L33 114H31L32 112L30 113V116H32V117H36V116H38L39 114H37V115L35 114L36 116H34V113H37ZM81 112H82V111H81ZM86 112H87V111H86ZM103 112H101V113L103 114ZM114 112H115V113H114ZM121 112H122V111H121ZM133 112H134V111H133ZM133 112H132V113H133ZM138 112H139V113H138ZM141 112H143V114H141V116H142V115H145V116H146V115H147V116L149 115L148 118H150V119L152 118L151 120L145 118V120H147V121H141L140 119H138V120H140L142 123H144L146 126L143 125L141 122H139V121L136 119V117H138L137 115H138V114L140 115ZM147 112H148V114H146ZM195 112H194V113H195ZM205 112H207V111H205ZM205 112L203 113V116H204L205 114H207V113L209 114V112H207V113H205ZM224 112L222 113V116L225 115ZM0 113H1V112H0ZM25 113H26V112H25ZM27 113H28V112H27ZM29 113H28V116H29ZM75 113H76V112H75ZM92 113H93V112H92ZM96 113H97V111H96ZM125 113H126V112H125ZM185 113H186L188 116H187ZM232 113H233V112H232ZM232 113H231L232 116L228 115L229 118H228V119H224V120H226V123H227V124H226V125H227L226 129L228 130V132H230L229 130H232V129H233V125L237 124L236 121L239 122V120H237V117L235 118L236 115H233ZM79 114H80V112H79ZM99 114H100V113H99ZM130 114H131V115H134L135 117H133V116H129ZM135 114H136V115H135ZM156 114H157V113H156ZM201 114H202V110H201V112H200V115H201ZM212 114H211L210 116H212ZM3 115H4V114H3ZM103 115H104V114H103ZM113 115H114V117H113ZM150 115H151V117H150ZM152 115L155 116L156 118H153ZM189 115H190V116H189ZM1 116H2V115H1ZM6 116H8V115H6ZM141 116H139V117H141ZM198 116H199V115H198ZM207 116H208V115H206V117H207ZM3 117H4V116H3ZM115 117H116V118H115ZM139 117H138V118H139ZM199 117H200V116H199ZM204 117H205V116H204ZM206 117H205V118H206ZM225 117H227V114L225 115ZM231 117H232V118H231ZM88 118H89V117H88ZM157 118H160V120H158ZM201 118H203V117L201 116ZM201 118H200V119H201ZM205 118H204L203 120L201 119V121L204 122V121H205ZM114 119H115V120H114ZM156 119H157V120H156ZM189 119H191V120L189 121ZM198 119H199V118H198ZM198 119L196 118V120H195L194 122H197ZM200 119H199V120H200ZM229 119H230V120H229ZM86 120H87V119H86ZM86 120H85V121H86ZM100 120H101V119H100ZM112 120H113L114 122H113ZM119 120H120V119H119ZM142 120H143V119H142ZM206 120H207L206 123L209 124V119L206 118ZM234 120H235V121H234ZM231 121H234V122H231ZM87 122H88V121H87ZM112 122H113V123H112ZM230 122H231V123H230ZM100 123H101V122H100ZM111 123H112V124H111ZM115 123H116V122H115ZM134 123H135V124H138V125L141 123L140 126H144V127L141 129L140 126H137V125L135 126ZM192 123H193V122H192ZM224 123H225V122H224ZM228 123H229V124H228ZM92 124H93V123H92ZM98 124H99V123H98ZM104 124L106 125L105 127H104ZM116 124H117V123H116ZM120 124H121V123H119L118 125H120ZM240 124H241V123H240ZM110 125H111V126H110ZM129 125H130V126H129ZM132 125H134L135 127L133 128ZM191 125H192V124H191ZM193 125H194V124H193ZM224 125H225V124H224ZM231 125H232V126H231ZM247 125H250V126H251V124H249V123H248ZM86 126H87V124H86ZM99 126H100V125H99ZM109 126L111 127V129H110ZM112 126H113V127H112ZM120 126H122V124H121ZM120 126H119V127H120ZM252 126H253V125H252ZM89 127H90V126H89ZM91 127H92V126H91ZM94 127H95V126H94ZM103 127L105 128V130L103 129ZM114 127H115V128H114ZM126 128H127V126H126ZM128 128H127V129H128ZM136 128H135V129H136ZM187 128H188V129H187ZM224 128H225V127H224ZM229 128H230V129H229ZM247 128H248V127H247ZM249 128H253V127H249ZM99 129H98V130H99ZM106 129H107V130H106ZM140 129H141V130H140ZM88 130H89V128H88ZM92 130H93V129H92ZM112 130H113V131H112ZM116 130H117V129H116ZM187 130H188V131H187ZM246 130H247V129H246ZM117 131H118V130H117ZM117 131H116V132H117ZM139 131H140V134L138 133ZM186 131H187L188 133H187ZM248 131H249V129H248ZM253 131H254V130L251 129L250 132H253ZM91 132L94 133V134L97 133V132H95V130H93V131H91ZM104 132H105V133H104ZM112 132H113V133H112ZM147 132H148V131H147ZM189 132H190V133H189ZM228 132H227V133H228ZM92 133H91V134H92ZM192 133H193V132H192ZM204 133H205V132H204ZM91 134H89L90 137H91ZM94 134H93V136H97V135H98V133H97V135H94ZM189 134H190V135H189ZM228 134H229V133H228ZM87 135H88V134H87ZM87 135H84V134H83V135H81V136H84V137L86 136V137H87ZM89 135H88V136H89ZM100 135L102 136V134H100ZM100 135H98V140H99ZM129 135H130V134H129ZM131 135H132V134H131ZM195 135H196V134H195ZM81 136H80V137L78 136V137L81 138ZM84 137H83V139H84ZM102 137H103V136H102ZM105 137H106V136H105ZM105 137H103V138H105ZM110 137H109V138H110ZM133 137H131V139H132ZM206 137H207L208 139H207ZM76 138H77V137H76ZM93 138H94V137H93ZM107 138H108V136L106 137V139H107ZM109 138H108V139H109ZM135 138H134V139H135ZM77 139H78V138H77ZM86 139H87V138H85V140H86ZM95 139H96V138H95ZM143 139H144V140H143ZM192 139H193V140H192ZM203 139H204V140H203ZM79 140H80V139H79ZM109 140H111V139H109ZM114 140H115V138H114ZM154 140H155V142L152 143L151 141H154ZM165 140L168 141L169 143H168V142L166 143ZM195 140H198V141L196 142ZM200 140H201V141H200ZM7 141H8V140H7ZM77 141H78V140H77ZM81 141H82V140H81ZM91 141H92V139H91ZM93 141H95V140H93ZM115 141H116V140H115ZM132 141H133V140H132ZM132 141H131V142H132ZM134 141H135V140H134ZM142 141H143V142L146 141L147 143L145 142V145H144V143H143ZM149 141H150V142H149ZM194 141H195V142H194ZM4 142L6 143V141H4ZM4 142H3V144H4ZM8 142H9V141H8ZM106 142H110V141H106ZM111 142H113V141H111ZM111 142H110V143H111ZM135 142H136V141H135ZM135 142H133L134 145L136 144ZM192 142H194V143H192ZM204 142H205V143H204ZM83 143H84V141H83ZM95 143H96V141H95ZM97 143H98V141H97ZM149 143H150L151 145H150ZM154 143H155V144H154ZM227 143H228V142H227ZM6 144H8V143H6ZM6 144H5V145H6ZM78 144H79V142H78ZM80 144H81V143H80ZM85 144H86V143H85ZM152 144H153L154 146H153ZM170 144H171V145H170ZM100 145H101V144H100ZM100 145H99V146H100ZM105 145H106V144H105ZM206 145H209V144H206ZM226 145H227V144H226ZM78 146H79V145H78ZM81 146L83 147V149H85V148H84V144H83V145L81 144ZM85 146H86V145H85ZM92 146H96V145H93V144H92ZM103 146H104V145H103ZM111 146H114V145H111ZM118 146H119V147H124V146H120L119 144H118ZM144 146H146V147H144ZM170 146H171V147H170ZM227 146H229V149H230V144H228ZM227 146H224L223 149L226 148L225 150H227V149H228ZM89 147L91 148V146H89ZM89 147H88V148H89ZM104 147H106V146H104ZM108 147H109V146H108ZM88 148H87V149H88ZM90 148H89L88 150H90ZM96 148H97V147H96ZM106 148H107V147H106ZM106 148H103V149H106ZM109 148H110V147H109ZM111 148H112V147H111ZM113 148H114V147H113ZM113 148H112V150H113ZM140 148H141V147H140ZM169 148H170V149H169ZM188 148H190L189 151H188ZM213 148H214V147H213ZM213 148H212V149H213ZM215 148H216V147H215ZM94 149H95V147H94ZM98 149H99V147H98ZM103 149H102V150H103ZM114 149H118V148H116V146H115ZM120 149H122V148H120ZM120 149H118L117 151L114 150V151H115V154H117V157H116V158L123 159L124 157L122 158L121 156H119V155H124V154H122L123 151L121 152ZM128 149H129V148H128ZM136 149H137V151H135ZM229 149H228L227 151H225L226 153H225L223 150L221 151V152H223V155H221V156H222V157H221L222 160H220V161H223L224 164H228V163H229V162H228V159H229V157H230V155H229V154H230V152H229L230 150H229ZM77 150H78V149H77ZM88 150H87V154H88ZM99 150H100V149H99ZM122 150H123V149H122ZM214 150L216 151L217 149H213V151L210 149L211 152H214ZM90 151L92 152V150H90ZM108 151H109V150H108ZM110 151H111V150H110ZM114 151H112V153H114ZM217 151H218V150H217ZM217 151H216V152H217ZM71 152H72V150H71ZM73 152H74V151H73ZM91 152H89V153H91ZM96 152H97V151H96ZM128 152L125 150V153H127L126 155H129ZM138 152H139V153H138ZM169 152L167 151V153H169ZM218 152H219V151H218ZM218 152H217V153H218ZM110 153H111V152H110ZM112 153H111V154H112ZM120 153H121V154H120ZM137 153H138V154H137ZM186 153H189V154H188L186 157H183V155L185 156ZM209 153H210V152H209ZM224 153H225V154H224ZM83 154H84V153H83ZM87 154L84 155V156L86 157ZM95 154H96V153H95ZM177 154H178V155H177ZM210 154H211V153H210ZM212 154H213V153H212ZM221 154H222V153H221ZM92 155H93V154H92ZM92 155H91V156H92ZM97 155H99V153H98ZM216 155H217V154H216ZM216 155H214V156H216ZM218 155H219V154H218ZM218 155L216 156V158L218 157ZM228 155H229V156H228ZM91 156H90V157H91ZM94 156H96V155H94ZM101 156H102V155H101ZM112 156H113V155H112ZM112 156H111V159L114 158V156H113V157H112ZM124 156H125V155H124ZM149 156H150V157H149ZM169 156H170V153H169ZM169 156H168V158H169ZM92 157H93V156H92ZM148 157H149L150 159H149ZM151 157H153V159H151ZM93 158H94V157H93ZM96 158H98V157H96ZM96 158H95V159H96ZM99 158H100V157H99ZM134 158L136 159L137 157H134ZM134 158H133V159H134ZM155 158H156V159H155ZM166 158H167V157H166ZM166 158H165V159H166ZM219 159H220V158H219ZM262 159H264V158H262ZM92 160H93V159H92ZM109 160H110V159H109ZM109 160H108V161H109ZM131 160H132V159H131ZM131 160H130V161H131ZM96 161L99 162V163H101V164H103L102 166H104L103 161L101 162V160L98 161L97 159H96ZM112 161H113V160H112ZM115 161H116V160H115ZM115 161H114V162H115ZM133 161H134V160H133ZM133 161H132V162H133ZM138 161H137V162H138ZM224 161H226V162H224ZM263 161H264V160H263ZM88 162H89V164H90V160H88ZM91 162H92V161H91ZM97 162H93L94 165H95V163H97ZM140 162H141V163H140ZM143 162H145V163H143ZM153 162H154V161H153ZM185 162H186V161H185ZM34 163H35V162H34ZM41 163H42V161H41ZM41 163H40V164H41ZM85 163H86V162H84L83 166H85V165L87 164V163H86V164H85ZM110 163L112 164V162H109V164H110ZM118 163H119V162H117L116 165H117ZM150 163H151V162H150ZM186 163H188V162H186ZM186 163H185V166H184L185 168H184V172H183V174L186 173V174L191 175L190 173H191V171H192L193 168H192V166L190 167V166L186 165ZM43 164H44L43 166H41V165L38 166V167L35 166V169H37V168L39 169V173H38V175H37V178L39 177V178H38V181L40 180L39 182H46V183H47V182H49V179L51 180V179L55 178L56 176L59 177V176H58V172H57L56 174H51V169H48V167L51 168V167H50V164H46V166H45V163H44V162H43ZM51 164H52V163H51ZM109 164H108V165H109ZM111 164H110V165H111ZM114 164H115V163H114ZM182 164L184 165V162H182ZM262 164H264V162H263ZM33 165H35V164H33ZM36 165H38V164H36ZM47 165H48V167H47ZM87 165H88V164H87ZM94 165H92V167H93ZM97 165H98V167H100L99 164H97ZM125 165H126V164H125ZM133 165H134V164H133ZM44 166H45L46 168H45ZM52 166H53V165H52ZM88 166H89V165H88ZM90 166H91V164H90ZM105 166H106V164H105ZM105 166H104V167H105ZM111 166H112V165H111ZM114 166H115V165H114ZM119 166H121V165H119ZM119 166H118V167H119ZM130 166H131V163H130ZM130 166L127 167V165H126L125 168L128 169ZM137 166H138V167H137ZM145 166H146V165H145ZM149 166H150V164H149ZM151 166H152V165H151ZM151 166H150V168H151V170H152V167H151ZM157 166H158V165H157ZM221 166H222V164H221ZM225 166H226V165H225ZM33 167H34V166H33ZM33 167H32V168H33ZM86 167H87V166H86ZM96 167H97V166H96ZM96 167H93V168H91V169L88 168V167H87V168H84V167H83V168H84V170H83L84 175L88 177V175H91V176H92V174H90L91 172H92L93 174H94V173H97V171H96L97 168H96ZM106 167H107V166H106ZM121 167H122V166H121ZM132 167H133V166H132ZM134 167H135V166H134ZM154 167L156 168V164H155ZM227 167H228V166H227ZM4 168H5V167H3V171L8 169V168H7V169H4ZM110 168H111V167L108 166V167L106 168V170H107V169H110ZM114 168H115V167H114ZM114 168H113L112 171H114ZM125 168H124V169H121V170H120L119 168H115V169H117L116 171H118V174L116 173V171H115V174H114V172L111 173V171H110L111 174L116 175V177L114 176V178H112L113 176H111V179H110V177H109L110 181H109V179H108V181H107L106 178H104V177H106L105 175H103L104 177L102 176V177L106 180V184H107V185L109 184V182H111V183H112V186H113V185H114L113 183H114V182H117V183H115L114 186H116L118 189H119L120 186H124L123 188L121 187V189H119L118 192H120V190H121V192H122L123 189L127 187V186H125V185H128V183H134V182L136 181L135 179H136L137 176H136V177H132V174H133V173H132V170H133V169H132V170H131V169H128V171H126L127 169H125ZM136 168H135V170H136ZM146 168H147V167H146ZM155 168H154V169H155ZM161 168L164 170L163 165H162ZM263 168H264V165H263ZM35 169H33V171H34ZM38 169H37V172H38ZM47 169H48V171L50 170V172L46 171ZM63 169H64V168H63ZM81 169H82V168H81ZM89 169L91 170V172H89V171H90ZM93 169H94V171H92ZM95 169H96V170H95ZM100 169H101V167H100ZM102 169H103V168H102ZM102 169H101V170H102ZM118 169H119V170H118ZM156 169H157V168H156ZM220 169H225V168H224V167H223V168L220 167ZM228 169H229V167H228ZM8 170H9V169H8ZM29 170H30V169H29ZM31 170H32V169H31ZM59 170H61V169H59ZM65 170H66V169H65ZM79 170H80V169H79ZM135 170H133V171H135ZM144 170H145V168H144L143 170H141V171H143V173H145ZM226 170H227V169H226ZM98 171H99V170H98ZM153 171H154V170H153ZM156 171H157V170H156ZM156 171H154L153 173H155ZM224 171H225V170H224ZM224 171H222V172H224ZM80 172H81V173H80ZM80 172H79V174L83 175V174H82L83 172H82V171H80ZM100 172H102V171H99L98 173H100ZM104 172H105V170H104ZM104 172H102V174H103ZM107 172H108V171H107ZM107 172H106V173H107ZM127 172H128V173H127ZM148 172H149V171H148ZM148 172H147V173H148ZM49 173H50L52 176H53V175H54V176L52 177ZM88 173H89V174H88ZM108 173H109V172H108ZM134 173H135V172H134ZM159 173H160V171H159ZM226 173H227V172H226ZM226 173H225V174H226ZM62 174H63V172H62ZM64 174H65V173H64ZM66 174H67V172H66ZM76 174H77V173H76ZM135 174L137 175V173H135ZM135 174H133V176H135ZM140 174H142V173L140 172V173H139V176H140ZM156 174H157V172H156ZM160 174L162 175V173H160ZM32 175H33V174H32ZM35 175H36V174H35ZM55 175H56V176H55ZM60 175H61V174H60ZM84 175H83L82 177H84ZM108 175H109V174H108ZM148 175H149V174H148ZM148 175H145V176H148ZM152 175H153V174H152ZM163 175H164V173H163ZM163 175H162V176H163ZM189 175H188V176H189ZM50 176H51L52 178H51ZM61 176H62V175H61ZM70 176L72 177V175H70ZM79 176H80V175H79ZM79 176H78V177H79ZM91 176H90V177H91ZM99 176H100V174H99ZM99 176H98L97 178H99L98 181H100V183H101V180L104 181V179H103L102 177L100 178ZM142 176H143V174H142ZM145 176H144L142 179H144ZM150 176H151V175H150ZM157 176H158V174H157ZM184 176H186V175L184 174ZM188 176H186V177H188ZM226 176H228V174H227ZM65 177H67V175H66ZM65 177L63 176V178H65ZM71 177H70V178H71ZM80 177H81V176H80ZM82 177H81V178H82ZM154 177H155V176H154ZM61 178H62V177H61ZM63 178H62V180H64ZM70 178H69V179H70ZM76 178H77V177H76ZM76 178H75V179H76ZM84 178H85V177H84ZM84 178H83V179H84ZM91 178H92V177H91ZM107 178H108V177H107ZM115 178H116V179H115ZM131 178H134V181H133V179H131ZM148 178H150V177H148ZM151 178H152V176H151ZM157 178H159V177H157ZM160 178H161V177H160ZM160 178H159V180H161ZM163 178H164V177H163ZM163 178H162V181H163ZM229 178H230V177H228V180H229ZM55 179H56V178H55ZM78 179H80V178H78ZM78 179H77V180H78ZM88 179H90V178H88ZM88 179H87V180H88ZM92 179H93V178H92ZM92 179H91V180H92ZM130 179H131V180H130ZM230 179H231V178H230ZM59 180H60V179L57 178V180H55V181L58 182ZM62 180H61V181H62ZM72 180H73V179H72ZM77 180H76V181H77ZM80 180H81V183H82L83 180H82V179H80ZM80 180H79V183H80ZM84 180H85V179H84ZM147 180H148V179L146 178V180H143V181H142V182L145 181V183H142V184H144L143 186H145ZM150 180H153V179H150ZM150 180H149V183H150ZM155 180H156V179H155ZM53 181H54V180H53ZM65 181H67V180H65ZM76 181H75V182H76ZM94 181H95V180H94ZM98 181H95V182H98ZM112 181H113V182H112ZM36 182H37V181H36ZM67 182H68V181H67ZM72 182H74V181H71V179H70L69 183L71 184ZM75 182H74V183H75ZM157 182H158V181H157ZM164 182H165V180H164ZM51 183H53V182H51ZM55 183H56V182H55ZM74 183L71 184V186H72L71 188H72V189H73V186H74V187L77 186V185L75 186ZM90 183H91V181H90ZM147 183H148V181H147ZM149 183H148V184H149ZM152 183H153V182H152ZM155 183H156V182H155ZM161 183H162V182H161ZM165 183H167V182H165ZM165 183H164V184H165ZM36 184H37V183H36ZM36 184H35V185H36ZM38 184H39V183H38ZM40 184H41L40 187H42L43 185H45V183H40ZM70 184H69V185H70ZM75 184H76V183H75ZM77 184H78V183H77ZM86 184H87V183H86ZM97 184H98V186H101V185L103 186V188L100 187V189H101V188H102L103 190L106 189V192H108V195H106V196H108V197H105V195L102 196L103 194L101 193V194H102V195H101V194L98 192V191H99V189H98L97 192H98L99 195L97 194L96 196H100V195H101V196H100L101 198L99 199V198L97 197V199H98L97 202L99 201L98 205H97L96 203L93 202V204H95V205L93 206V208H95V209L97 208L96 211H92V212H95V213L98 212V208H99V207H100L99 210H101L103 206H105V209H104V207H103V209L107 212L106 208L109 207V206H110L109 208H111L113 205L116 206V208L118 207L119 210H120V208H121V212H122V210L125 211V212H123V215L126 213V214H125L126 216H127V214H128V216H130V215H137V216H138V214L141 215V213H143V212H145L146 214L149 215V213H150L151 211H150V212H149V211L146 212V210H152V212H153L154 209H155L158 205H159L160 207H162V209L166 210L165 212H167L168 210L166 209V208H167V205H166V204H167L168 202H167V203H164V202H163V197L166 196L165 194H168V193H166V191L164 190L165 188H166L167 191H173V193H177V198H179V199H182V197H183V198L186 197V195H185L186 192H185V194L183 193V192H184L183 190H184L185 186L182 187L183 189L181 188V190H180V186H179V187H176V186H177V185H176V186H174L175 188H173V186L171 185V187H172L174 190H176V191H174L173 189H172V190H168V189H171V187H170V185H169V186L167 185V186L170 187V188H167V186H166L165 188H164V187H163V188L161 187V188L165 191V192H164V191H163V192L160 191L161 193H165V194L159 195V196H163V195H164V196L162 197V199H161V197H159V196L157 195L158 198H157V197H156V198H155V197H152V202L149 203V202L147 201L148 198H146V197H145V194H144V193H146V192L148 191V188L150 187V186H148V188L142 189V190H143V191H142L143 193L141 192V189L139 190V188H138V191H139L140 194L137 195L138 191H137V192H134L136 195H135L134 193H132V195H134L133 198H131L132 196L128 194V195L131 196V197L129 198L128 195H127L126 200L123 199L124 197H123V198H120L122 195L120 196L119 194H121V193L118 194V192H117V194L120 196V197H118V198L121 199V200L123 199V201H119V200L117 201V198H115V197H117L118 195H117L113 190H112V191H113L114 193H113L111 190H109V189H114V187L112 188V186H111V188H109L111 184L108 185L109 187L107 186V187L109 188L108 190H107V188H104V183H103V184L101 183V184L99 185V182H98ZM148 184H146V187H147ZM69 185H68V186H69ZM119 185H120V186H119ZM150 185H151V184H150ZM152 185H153V184H152ZM178 185H179V184H178ZM182 185H183V184H182ZM36 186H37V185H36ZM89 186H90V184H89ZM118 186H119V187H118ZM141 186H142V185H141ZM141 186H140V187H141ZM153 186H154V185H153ZM116 187H115V188H116ZM155 187H156V185H155ZM69 188H70V187H69ZM71 188H70V189H71ZM98 188H99V187H98ZM156 188H157V187H156ZM156 188H155V189H156ZM177 188H179V189H177ZM92 189H93V188H92ZM102 189H101V190H102ZM146 189H147V191H146ZM73 190H74V189H73ZM96 190H97V189H96ZM103 190H102V191H103ZM151 190H152V188H151ZM156 190H158V189H156ZM179 190H180L181 192H180ZM102 191H100V192H102ZM116 191H117V189H116ZM144 191H145V192H144ZM153 191H154V190H153ZM93 192H94V191H92L91 193H93ZM95 192H96V191H95ZM104 192H105V190L103 191V193H104ZM155 192H156V191H155ZM155 192H154V193H155ZM178 192L183 193V194H180V195H179L180 197H179V196H178ZM72 193H73V192H72ZM74 193H75V191H74ZM88 193H89V192H88ZM91 193H90V194H91ZM112 193H113V195H111ZM151 193H153V192H151ZM173 193H172V194H173ZM70 194H71V192H70ZM75 194H77V193H75ZM95 194H96V193H95ZM106 194H107V193H106ZM109 194H110L111 196L114 197V199H115L114 203L117 202L116 204H113V202H112L113 199H111V198H113V197H111ZM114 194H116V195H114ZM158 194H159V193H158ZM170 194H171V192H170ZM65 195H66V194H65ZM67 195H68V194H67ZM67 195H66V196H67ZM77 195H78V194H77ZM87 195H88V194H87ZM146 195H148V194H146ZM151 195L153 196L154 194H151ZM168 195H169V194H168ZM168 195H167V196H168ZM184 195H185V197H184ZM74 196H75V195H74ZM81 196H82V195H81ZM81 196H80V197H81ZM92 196H93V195H92ZM92 196H91V197H92ZM94 196H95V195H94ZM96 196H95V197H96ZM149 196H150V195H149ZM149 196H148V197H149ZM71 197H73V195H71ZM78 197H79V196H78ZM85 197H86V196H85ZM64 198H65V197H64ZM76 198H77V197H76ZM76 198L74 199V201L76 200ZM88 198H89V197H88ZM150 198H151V196H150ZM150 198H149V200H150ZM154 198H155V199H154ZM166 198H167V197H165L164 201H166ZM168 198H169V197H168ZM222 198H223V197H222ZM222 198H221V199H222ZM224 198H225V197H224ZM82 199H84V198H82ZM86 199H87V198H86ZM127 199H129V201H127ZM160 199H161L162 201H160ZM221 199H220V200H221ZM225 199H227V198H225ZM225 199H224V200H225ZM70 200H71V199H70ZM78 200H79V199H78ZM91 200H92V199H91ZM167 200H168V199H167ZM182 200H183V199H182ZM65 201H66V200H65ZM83 201H84V200H83ZM89 201H90V200H89ZM92 201H93V200H92ZM180 201H181V200H180ZM70 202H71V201H70ZM81 202H82V201H81ZM95 202H96V201H95ZM110 202H112L111 205H112V204H113V205H112V206H111V205L107 206ZM159 202H160V203H159ZM162 202H163V203H162ZM181 202H182V201H181ZM77 203H79V202H77ZM77 203H75V204H76L77 206H79V204H77ZM161 203H162L163 205L165 204V206L160 205ZM183 203H184V201H183ZM4 204H5V203H4ZM66 204H67V203H66ZM90 204H91V202H89V205H90ZM93 204H92V205H93ZM81 205H82V204H81ZM85 205H86V204H85ZM85 205H84V206H85ZM96 205H97V207H96ZM87 206H88V204H87ZM101 206H102V207H101ZM106 206H107V207H106ZM114 206H113V208H115ZM159 206L155 209V210H156V213H157L158 208H160ZM79 207H81V206H79ZM82 207H83V206H82ZM89 207L91 208V206H89ZM89 207H88V208H89ZM164 207H166V208H164ZM88 208H87V209H88ZM90 208H89L88 210L85 209L84 211H89ZM93 208H91V209H93ZM118 208H117V209H118ZM78 209H79V208H78ZM81 209H83V208H81ZM95 209H94V210H95ZM107 209H108V208H107ZM108 210H109V209H108ZM159 210L161 211V208H160ZM159 210H158V214L160 213ZM164 210H162L161 212H164ZM204 210H205V209H204ZM67 211H68V210H67ZM67 211H66V212H67ZM78 211H79V210H78ZM115 211H116V210H115ZM66 212H65V213H66ZM92 212H91V214H92ZM99 212H100V211H99ZM148 212H149V213H148ZM152 212H151V213H152ZM165 212H164V213H165ZM82 213H83V212H82ZM100 213H101V212H100ZM102 213H104V212L102 211ZM102 213H101V214H102ZM119 213H120V212H119ZM154 213H155V212H154ZM67 214H68V213H67ZM87 214H88V213H87ZM89 214H90V213H89ZM106 214H107V213H106ZM146 214H143L144 217L146 216ZM152 214H153V213H152ZM160 214H161V213H160ZM160 214H159L158 216H160ZM165 214H166V213H165ZM61 215L63 216L64 214L62 213ZM84 215H85V214H84ZM97 215H98V214H97ZM102 215H103V214H102ZM121 215H122V213H121ZM125 215H124V217H126ZM140 215L138 216L139 219L136 218V217H135V218H132V219H131V217H130V218H129L128 216H127V217H128V220H129V219H130V221L132 220L133 222H135V224L137 223V221L141 224V223H142V222H141L142 220H140ZM143 215H141V216H143ZM156 215H157V214H155V216H156ZM193 215H194V214H193ZM59 216H60V215H59ZM80 216H81V214H80ZM98 216H99V215H98ZM106 216H108V214H107ZM149 216H152V215H149ZM153 216H154V214H153ZM162 216H164V214H163ZM60 217H61V216H60ZM64 217H65V216H63V218H64ZM66 217H67V216H66ZM81 217H82V216H81ZM81 217H80V218H81ZM87 217H88V216H87ZM122 217H123V216H122ZM127 217H126V220H127ZM132 217H133V216H132ZM165 217H166V216H165ZM165 217H163V218H165ZM189 217H192V214H191V216H189ZM189 217H188V218H189ZM58 218H59V217H58ZM84 218L86 219V216H84ZM141 218H142V217H141ZM157 218H158V217H157ZM65 219H66V218H65ZM81 219H82V218H81ZM91 219H92V218H91ZM94 219H95V218H94ZM97 219H98V218H97ZM112 219H113V217H112ZM134 219H137V221H134ZM145 219H146V218H145ZM190 219H193V218H190ZM60 220H61V219H60ZM143 220H144V219H143ZM150 220H151V218H150ZM61 221H62V220H61ZM61 221H60V222H61ZM100 221H102V220L100 219L99 222H100ZM111 221H112V220H111ZM191 221H192V220H191ZM55 222H56V221H55ZM64 222H65V220H64ZM79 222L81 223V221H79ZM83 222H84V220L82 221V223H83ZM91 222H92V220H91ZM97 222H98V221H97ZM143 222H144V221H143ZM58 223H59V222H58ZM58 223H57V224H58ZM94 223H95V221H94ZM54 224H55V223H54ZM144 224H145V223H144ZM92 225H93V224H92ZM92 225H91V227H92ZM96 225H97V223H96ZM96 225H94V227H95ZM137 225H138V224H137ZM142 225H143V223H142ZM95 228H97V226H96ZM101 228H102V227H101ZM101 228H100V229H101ZM95 230H96V229H95ZM101 231H102V230H101ZM101 231H99L100 234H102ZM95 233H96V232H95ZM97 233H98V232H97ZM128 233H129L128 236H131V235H130L131 233H130V232H128ZM102 235H103V234H102ZM124 235H125V234H124ZM132 235H133V233H132ZM126 236H127V235H126ZM133 236H135V235H133ZM133 236H131V237L133 238ZM97 237H98V236H97ZM131 237L128 238V240L132 239ZM99 238H100V240H102V239H101V236H100ZM103 238H104V237H103ZM120 238H121V237H120ZM124 238H125V236H124ZM134 238H135V237H134ZM171 238H172V237H171ZM171 238H170V239H171ZM108 239H109V238L107 237V240H108ZM113 239L116 240L115 238H113ZM113 239H112V240H113ZM126 239H127V238H126ZM126 239H125V240H126ZM135 239H136V238H135ZM250 239H251V238L248 239V243H249V241L251 242V241L253 240V239H251V240H250ZM97 240H98V239H97ZM109 240H110V239H109ZM117 240H119V239H117ZM128 240L123 241V239H122V242H120V240H119L121 246L118 245V244H116V247H118V246H119V247H118V249H117V248L115 249V251H117L116 253H115V252L112 253L113 257H112V256L110 257V258H111V262H109V260H108L109 264H121V262H122V264H123V263H126V262H123V260L125 259L124 255H125V253L128 252L129 247H132V246H133L132 244H131L132 246H130V243H132V240H131V242L129 241L130 243L127 242ZM104 241H106V240H104ZM104 241H103V242H104ZM133 241H135V240H133ZM167 241H168V240H167ZM175 241H176V240H175ZM254 241H255V240H253L252 243H254ZM63 242H66V241H63ZM103 242H100L101 244L99 243L100 245H99L98 247H101V251L99 250V253H100V252H103V251H106V247H108V245L105 244L106 242H105V243H103ZM119 242H118V243H119ZM140 242H141V241H140ZM164 242H166V241H164ZM168 242H169V241H168ZM176 242H177V241H176ZM256 242H258V241H256ZM60 243H62V241H61V242H59V241L57 242L58 246H60ZM66 243H68V241H67ZM66 243H65V246H64V243L61 244V245H63V247L61 246V249L66 248V246L68 245V244L66 245ZM110 243H111V242H110ZM127 243H128L129 245H128ZM136 243L139 244L138 242H136ZM170 243H171V244H169L168 246L165 245V246L168 247L167 250H168V252H169L170 254H169L168 252H163L164 254H165V253H168L169 255H171V252H173L174 249L177 248V244H178V243L176 244V243H173L172 241H170ZM252 243H249V246H252V245L255 246V244L259 245L260 243H262V241H261L260 243H259V242H258V243H255V244H252ZM83 244H85V243H83ZM133 244H134V243H133ZM140 244H141V243H140ZM140 244H139V245H140ZM165 244H166V243H165ZM97 245H98V244H97ZM127 245H128L129 247H128ZM186 245H188V243H186ZM257 245H256V246H257ZM261 245H262V244H261ZM69 246H70V245H69ZM86 246H88V245H86ZM91 246H92V245H91ZM94 246H95V245H94ZM161 246H162V245H161ZM163 246H164V245H163ZM178 246H179V245H178ZM180 247H181V246H180ZM180 247H179V248H180ZM67 248H68V247H67ZM84 248H85V247H84ZM89 248H92V247H89ZM165 248H166V247H165ZM59 249H60V248H59ZM126 249H127V250H126ZM160 249H161V247H160ZM91 250H92V249H89L88 251L90 252ZM172 250H173V251H172ZM82 251H83V249H82ZM88 251L86 250L87 255H90V257H87V255H82L83 257H86V258H85L86 260H88V261H86V260L84 259V261H85L86 263H91V264H101V263H103V261H106V260L108 259V258H107V259L105 260V259H103V257H102L103 261H101V258L97 257V255H96V254L98 253V251H92V252H94V253L96 252V254H93V253H91V252L88 253ZM159 251H160V250H159ZM175 251H177V250H175ZM175 251H174V252H175ZM83 252H85V250H84ZM83 252H82V253H83ZM174 252H173V253H174ZM103 253H105V252H103ZM114 253H115L116 255H115ZM177 253H178V252H176V254H177ZM78 254H79V253H78ZM100 254H102V253H100ZM107 254H108V253H107ZM127 254L129 255V253H127ZM91 255H92V256H91ZM102 255H103V254H102ZM114 255H115V256H114ZM162 255H163V254H162ZM174 255H175V253H174ZM79 256H80V255H79ZM98 256H99V254H98ZM105 256H106V255H105ZM125 256L127 257V255H125ZM158 256H159V255H158ZM165 256H167V255L165 254ZM165 256H164L165 259H163V257H162V259L160 258L161 261H163V260L166 261V263L164 262L165 264L168 263L167 260L170 262V264L176 263L175 260H174L175 262H173V260H172L173 258H171L172 255H171V257L169 256V259H168V258L166 259ZM177 256H178V255H177ZM93 257H94V258H93ZM175 257H176V256H175ZM87 258H88V259H87ZM104 258H105V257H104ZM129 258H130V257H129ZM158 258H159V257H158ZM73 259H74V260H77V257H76V259H75V257H74ZM78 259H79V258H78ZM80 260H82V259L80 258V259L78 260V262H77V261H75V262H77V264H78ZM89 260H90L91 262H90ZM157 260H158V259H157ZM161 261H160V262H161ZM177 261H178V260H177ZM73 262H74V261H73ZM108 262H107V263H108ZM127 262H128V261H127ZM158 262H159V261H158ZM160 262H159V264H160ZM83 263H84V262L82 261V264H83ZM75 264H76V263H75ZM79 264H81V262H80Z\"/></svg>",
  "mask_w": 264,
  "mask_h": 264
}]
</instances>
